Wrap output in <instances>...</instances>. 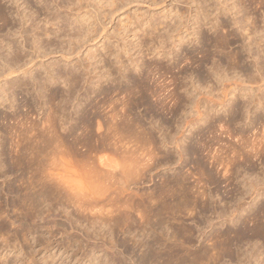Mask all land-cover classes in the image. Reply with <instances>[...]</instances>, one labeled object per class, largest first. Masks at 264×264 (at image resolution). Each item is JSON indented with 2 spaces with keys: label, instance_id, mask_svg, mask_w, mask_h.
<instances>
[{
  "label": "rangeland",
  "instance_id": "rangeland-1",
  "mask_svg": "<svg viewBox=\"0 0 264 264\" xmlns=\"http://www.w3.org/2000/svg\"><path fill=\"white\" fill-rule=\"evenodd\" d=\"M26 0H21L20 2H19V5H21V7H20V12L21 13H23V14H25V15H27V16H30V18L33 16V18H31V19H33L34 21H36V23H38V22H40V21H42L43 22V20H44V16L46 17V15L48 14V13H50V14H53L54 13V11H56L57 13L56 14H58V16H59V18H60V20H63L64 18L66 19V18H69V16H68V11L69 10H67V11H65L64 9H62V10H58L57 9V5H59L58 3H60V5H64L63 7H66V2H67V0H66V2H65V0H54V2H52V0H41V2H40V0H27V3L30 5V7H32V12L30 11V10H27L26 9V6L23 4L24 2H25ZM198 1V0H197ZM200 1V0H199ZM202 1L203 2H208L207 3V5H209V6H214L216 3H217V0H201L200 2H197V3H202ZM245 1H247V5L245 4L244 6L248 9H246V13L250 16L249 18H251V20H254L255 19V23H253V24H250L249 25V27H248V29L250 30V31H253V32H256V36H255V38L253 39V46L251 47V52H250V50H249V48L247 47V44H248V39H245L246 37H244L245 35H239L237 38H236V40L235 41H233L232 42V44H233V46L232 47H230V48H225L224 50L223 49H221V48H217V47H214V43H215V39L216 38H218V37H223V36H225V34L227 33V31H234L236 28L235 27H233L232 25H233V16H231V15H229V14H224L223 12V15H222V13H219V11L217 12V10H215V11H213V12H211V10L210 11H208L211 15H210V22H213L214 21V23L216 22L214 19L216 18L215 16L217 15V19H218V21L219 22H222V23H227L228 25H230L229 26V28H227V29H225V30H222V29H218L217 31H216V33H214L215 31L214 30H210V27H211V25H209L208 24V26L207 25H204V22L203 23H201V25H203V26H201L200 28H196L197 27V25L195 26V24L194 23H196V18H195V15L197 14V8H196V4H189V2H190V0H158L157 1V3H153V1H148V0H146V1H136V2H134V3H131V4H128V3H126V4H128V5H126L125 4V6L119 11V12H117L114 16H113V18L112 19H109V17H108V8H102V9H100V10H98V12H99V18L96 20L97 21V25H96V28H98V33H99V36H94L95 38H93V41H91L90 43H88L87 45H85V47L82 49V51H81V55H80V57H81V64L82 65H84L83 67H88V69L90 70V75L89 76H86L85 77V75L84 74H82V75H84L83 76V78H81V83H79L78 84V86H77V89H76V92H77V90H79L77 93V95H76V97L75 96H73V99L72 100H70V104H67V103H65V101H64V103L65 104H67L66 106H65V108L66 109H68L67 110V114H68V118H66V119H71L70 121H72V118H73V121L72 122H70V121H68V120H66V121H64L65 123H63L62 125H63V127H62V125H61V127L62 128H65V127H67V128H65L63 131H62V128H61V131H62V138L65 140V136H69L71 133V135L68 137V138H66V140H67V142L69 143V141H72V139L74 140V139H78L79 141H77V139L76 140H74V141H72L71 143L72 144H70L71 146L69 147L70 148V150H69V148H67V143H66V140H65V142H64V140H63V145H66V149H64V148H62V149H64L65 150V152H64V150H62V149H60V150H57L56 151V149H53V148H51V150H53L54 151V153H53V151H50V148H48V149H46V154L44 155H42V156H44L43 158H45V156H48L47 155V153H53L54 154V156L55 155H57V153H58V159L57 160H59L60 158H61V160H62V157H61V153L59 154V151H63L65 154H66V150H67V152H69V153H67V155H68V157H67V155H63V157L64 156H66V157H64L63 158V160H64V162L65 163H63L62 161V163H61V165H60V167H62V168H64L63 167V165L62 164H70V162H68V161H72L71 162V165L73 166V164L75 163V164H79V162H81V164L83 165L84 163L83 162H85V164L87 163L86 162V158L88 157V158H92V155L93 156H95L94 154H93V152L94 153H98V157H99V155L101 156V158H99V160H102L103 162L105 161L104 160V157L105 158H110L109 159V161H111V163L113 164V166H108L109 164H111L109 161H107V159H106V162L108 163L109 162V164L107 165L108 167H113L112 169H110L109 170V168L106 170V167H105V169H103L104 167H99L98 168V171L99 172H97V173H95L97 170L95 169V168H93V167H98L99 166V162H101L102 163V161H99L98 162V157L97 156H95V161L93 160L94 158H92V159H90L89 161L90 162H92V161H94V165H90L91 166V168H93V169H95L96 171L94 172L95 174H96V176L98 175V177H96V179H98L97 181H99V182H97L96 183V181H94L95 183H93V180H91V178L93 177V178H95V176H93V175H91V170H93V169H90V171H89V168H90V166L88 167V169H87V167L85 166V164H84V166L86 167V170H88V171H86V174L88 175V173L90 174V176H91V178H90V176L88 175H86L85 173H84V170H85V167L84 166H80V164H79V166H76L75 164H74V166H76L77 167V169L78 170H80V168L81 167H83V168H81V169H83V172H81V170H80V172H81V174H82V177H80L81 175L80 174H78V173H80V172H78V173H75V174H77V175H80L79 177L80 178H82L83 180L82 181H79L80 183L82 182V184H79L80 186H81V188H79L81 191H79V189H78V191H74V193H72V196H71V198H68V197H70V195L71 194H69V193H71V191H69V190H71L72 189V191H73V189L74 188H67L68 189V191H69V193H67V192H61L62 194H59L60 192H58V191H62V189H61V186H60V184H61V182L59 183V185L58 184H56V183H54V181L56 180V179H58L57 177L55 178V176H51L48 172H47V168H49L50 166L51 167H54V164L57 162H55L54 163V160H56V159H54L53 160V158L52 157H54L52 154H51V159L53 160H51L49 157H50V155L48 156V157H46V158H49L53 163H50V164H53V166L52 165H50L48 162L50 161V160H45L44 162L45 163H42V165L41 164H39V167H38V163H33L34 164V167L37 169H35L36 171H39L38 169H41L40 167H45V166H47L48 164V166L45 168V172L43 171V173H48V175H50L51 176V178L53 179L52 181H53V184H56V185H58V186H56V185H51L52 184V182L50 183L49 181H48V178L50 179V177H46V178H44L43 176H45V174L43 175L42 173H40L41 175H42V177L44 178V180L41 178V180H39L40 178V176L41 175H39V173H38V175H37V172L35 173L34 172V170H33V165L31 164V166L33 167H30V165L28 166V167H30V168H28V169H30L31 170V168H32V170H31V172L30 173H32V174H29L28 172H29V170L27 169V173L30 175V176H27L28 174L26 173V172H24V173H26V176H24L25 174L21 171V170H19L20 168L17 166V163L16 162H18L16 159H17V156L16 155H18V154H20L19 152H24L25 151V154L27 153L26 152V150L28 151V153L26 154V155H29V152H30V154H31V156L29 157V156H27L28 157V159L30 158V159H32L34 156L32 155V153L33 152H36L35 151V149L33 148V145H32V143L31 142H28V145H27V140L29 141V139L28 138H30V136L31 135H35L34 133H31V135L29 134V133H27V131H25V128H27L26 126H31V124L32 123H34V124H39L40 122H42V123H44V121H45V118L49 115V105H42V103H44V101H48V97H49V95L47 96V94L48 93H46V96H47V98L45 99H42V101L41 100H35L36 98V95L31 91V93L33 94H28L27 92V94L24 92V91H22V90H19V89H13V94H14V99H12L11 100V96H10V100L12 101V103H14L15 102V104H12L13 106H14V108L13 109H11V107H12V105H11V102H7V103H4V104H8L9 103V105H10V107H9V105H8V107H6L7 105H5V107H4V104L3 105H1L0 106V165H2L1 167H2V169H0V170H2V171H0V214H2L0 217H2L3 219H4V221H3V219L2 218H0V225H1V227H0V231H5V232H2L1 234H0V264H28V262L27 261H29V264H103L104 262H107V264H110V261H115V263H116V261H118V260H120L121 262H123V264H132L133 262V264H146L147 263V261H148V258H149V263H147V264H151V261H154L155 260V257H157L156 256V254H157V252H155V250H156V247L157 246H155V250H154V252H147L148 251V249L147 248H151L152 249V251H153V248H154V246L152 245L155 241L154 240H156V239H158L159 240V242H160V240H162L160 243L157 241V242H155L154 244H156V243H159V244H157L158 245V250L160 251L161 250V247H163L164 245L166 246H170V244L171 243H173V244H171V246L172 245H174V247H177L176 245L178 244V246H180V245H184L183 247L182 246H180L178 249L180 250V252H181V249L183 250L184 249V247L186 246V247H188V245L189 246H192L193 247V249H196V250H198V248L199 249H202V248H205L206 247V245H208L207 247H209V246H211L210 245V240H212L211 239V237L214 235V232L215 231H217V230H220L221 232H224V233H227V232H231L232 231V235H231V237L232 236H234V247H233V250H235L236 251V253L234 252V253H227L228 255L227 256H225L226 255V253L224 254V259L220 262V264H237L236 262H237V257L239 258V259H242V260H244L245 258L242 256L243 254H245L246 252H248L249 250L248 249H250L251 248V246H250V244L248 245L247 243H249V239L248 238H246L247 236L246 235H243V233L244 232H242V229L244 230V227L242 228V226H240V225H242V223H239L236 227H234V225H233V223L231 222V221H226V219H224L223 221H222V218L225 216L226 218H228L229 216H230V214L229 213H233L234 211L233 210H235V208L237 207V206H239L240 205V207H241V209H245V211L244 212H240L239 213V217H240V215H242V213H243V217L241 216V219H244V218H246L247 216H249V215H247V214H249V211L250 210H253V209H258V208H260L261 206H264V182H262V181H264V160L261 162H255L254 161V164H253V166L252 167H246V166H240V167H236L237 165H240V163H242V159L240 160V161H238V159L239 158H237L236 159V162L237 163H235V164H237L235 167L237 168H234L233 169V171L231 172V173H235V174H233L234 176H233V178H234V180H233V185H229V183L231 182H227V181H224V178H223V176L222 175H224V174H222V167L221 168H219V167H217L218 165H216V163H214L213 164V160H212V158H211V156H210V158H209V155L211 154V155H213L214 153H216V154H214V155H216V156H219V157H221L220 156V154H223V156L221 157L222 158V161H228V162H230V160H231V157L229 158V154L231 153V152H236V150H238L237 152H239V150H240V153L241 152H243V151H247L246 149H243L244 147L246 148V146H244L243 148L242 147H240V146H243L242 145V142H236L238 139H235L234 137L235 136H239V134H245V135H247L248 136V138H250L251 137V135H253V133L252 132H256V130L257 131H259L260 133H261V130H262V124H260L261 122H263L264 121V119H262V118H264V110H262L261 108H260V106H258V107H256V106H254V105H251L250 107H249V115H247L248 114V112L246 111V109H244V103L247 101L246 100V98H244V99H242V98H239L238 99V101H237V104H238V107H237V109H236V111L234 112L235 114H233L232 115V118H233V120H234V123H232V125H228L227 123H225V122H227V121H229L230 120V117H228V112H227V110H228V108L229 107H226V109H224V108H222V107H220L219 106V104H220V102L222 101L223 102V100H226L225 99V93H226V90L227 89H234L235 88V86L237 85V86H243L244 88H245V92L246 93H248V94H250V95H252L253 96V98H252V100H256V98L257 97H259V96H262V94H264V83L262 82V81H260L259 82V79L258 78H260V75L258 74V72L256 71V68H255V61L253 60L254 58H253V56L255 57V54H256V56H257V53H258V50H257V48H259V52H261L260 53V57H261V59L258 61L259 63H258V66H259V64H260V73L263 75L264 73V1H261V0H252L253 2L255 1L256 2V4H257V2H258V4L256 5H252L251 7H250V5L248 4L249 2L248 1H250V0H245ZM39 2V3H38ZM43 2H44V4L46 5H49V7H50V11H45V6H43L44 4H43ZM48 2V3H47ZM62 2V3H61ZM229 2H230V4H229ZM228 2V6H230V8H231V4H233L231 1H229ZM233 2L234 3H236V0L234 1L233 0ZM260 2V3H259ZM246 3V2H245ZM24 6H23V5ZM54 4V5H53ZM238 4V3H237ZM0 5L2 6V7H4L5 8V10L7 11V13L9 14V18L12 20V18H13V23L16 25V30H18V29H20V20L18 19L19 17H17V15H15L16 14V12H17V8H15L16 6H15V4H13L12 2H10V1H8V0H1L0 1ZM200 5V4H199ZM263 5V6H262ZM56 6V8H54ZM242 6V5H241ZM240 6V7H241ZM254 6V7H253ZM239 7V6H238ZM25 8V9H24ZM53 10H52V9ZM23 9V10H22ZM57 9V10H56ZM52 10V11H51ZM208 10V9H207ZM23 11V12H22ZM26 11V12H25ZM40 11V12H39ZM44 11H45V13H44ZM59 11V12H58ZM193 11V12H192ZM195 11H196V13H195ZM9 12H11V13H9ZM28 12H29V15H28ZM36 12V13H35ZM66 12V13H65ZM235 12V11H234ZM32 13H35V14H37L36 15V17H35V15H33ZM42 13V14H41ZM192 14V17H194L193 18V20H192V22L190 23V25L189 26H187V19L189 18V16ZM212 13H213V16H212ZM251 15H250V14ZM45 14V15H44ZM55 13L53 14V15H56ZM61 14V15H60ZM70 15H72V17H73V14H75V12H73L72 14L71 13H69ZM221 14V15H220ZM49 15V14H48ZM212 16V17H211ZM39 17H40V19H39ZM180 17V18H179ZM151 21V23H152V25H153V27L155 26L156 28V30H157V32H155L156 34H155V36H152L151 38L150 37H146V36H144L143 37V35H142V31L143 30H147L148 28V26H145V27H143L142 28V26H141V23H142V21ZM212 20V21H211ZM42 22H41V24H40V26L42 25ZM249 22H252V21H249ZM18 23V24H17ZM35 23V22H34ZM35 23V24H36ZM146 23V22H145ZM30 24V23H29ZM193 24V25H192ZM205 24H206V22H205ZM102 25V26H101ZM28 25H26V26H24L25 28L27 27ZM60 27H62L63 28V24L61 25H59ZM195 26V27H194ZM141 27V28H140ZM189 27V28H188ZM47 28L48 29H51V27L50 26H47ZM194 28V29H193ZM27 29V28H26ZM53 29V28H52ZM188 29H189V32H187L188 31ZM197 29V30H196ZM199 29H201L200 31H199ZM14 30H15V28H14ZM105 30V31H104ZM149 30V29H148ZM147 30V31H148ZM150 30H151V27H150ZM152 30H154L153 28H152ZM194 31H198V33H200V41H201V43H200V41H198V39L196 40V41H193L194 39L192 38L193 36H191V37H188V39L187 40H185V42L180 46V47H177V49H175V50H172V48L174 47V45H175V43L177 42V40L179 39V37L182 35V36H184V37H187V33H191V34H193L194 33ZM149 32V31H148ZM239 32H240V30H239ZM238 32V33H239ZM7 33V31H5V32H3V33H0V38H1V35H5ZM243 34V33H242ZM245 34V33H244ZM134 35H136L137 37H135L134 38ZM243 36V37H242ZM29 37H30V41H28V39H29ZM28 37V39H27V42H28V49H26V50H28V52H30V54H32L31 52H32V48H31V43H32V41H33V37H32V35H30ZM18 38L19 37H16V38H14L15 39V41H14V43H16L17 44V46H18V44H19V46L21 45L22 46V44L24 43V42H22V41H24V39H20L19 38V40H18ZM10 39H13L12 37L10 38ZM53 39V41H54V43H52L51 45H50V48L52 49V47L54 46H56L55 48L56 49H60V47L58 46L60 43H61V41H59L58 39V42H60L59 44H58V42H57V40L55 41V38L54 37H51V40ZM193 39V40H192ZM8 40V39H7ZM44 40L46 41L47 39H45L44 38ZM49 40H50V38H49ZM50 40V41H51ZM192 40V41H191ZM244 40L246 41V42H244ZM9 41V40H8ZM52 41V42H53ZM20 42H21V44H20ZM57 42V43H56ZM56 44H58V45H56ZM65 44V43H64ZM64 44H62V46L64 45ZM246 44V45H245ZM23 45H25V43L23 44ZM53 45V46H52ZM61 45V44H60ZM243 45L244 46H246V47H243ZM65 46H67V43L65 44ZM65 46H63V47H65ZM49 48V49H50ZM243 48H245V49H247V50H245V49H243ZM47 49V48H46ZM31 50V51H30ZM55 50V49H54ZM53 49H52V51L53 52H56V51H54ZM159 51H161V52H168V51H170V53H171V55L172 56H162V55H156V53L157 52H159ZM235 51H241V53H242V62H241V66H245L249 71H250V73H253L252 75H254L255 76V78H254V76H252L250 73V75L254 78V79H256L257 80V82L256 83H251L250 81H249V79H247V77L244 75V74H242L241 72H240V69H238V68H236V66H235V68L233 67L234 65H233V63L229 60V57H230V55L233 53V52H235ZM58 52H59V50H58ZM156 52V53H155ZM232 52V53H231ZM174 53V54H173ZM251 53V54H250ZM1 54H3V55H5L6 53H4V51H2V53ZM254 54V55H253ZM187 55V56H186ZM189 55V56H188ZM229 55V56H228ZM53 55H51V56H49V57H47V59H43L42 60V63H43V61H44V66H45V63L48 61V63H46V66H48L50 63L51 64H53V66H55V67H58V66H60V67H62L64 64H67V63H63V64H61L59 61H61V62H64V61H62L61 60V57H60V54L59 55H57V54H55L53 57H52ZM96 57V59L95 60H92V58L93 57ZM116 56H118L119 57V59H120V61L122 62V64L125 66V75H126V79L125 80H123L122 79V76L121 75H119V72H117V71H114V73H113V76L110 78L111 80H109V81H105L106 79H103V80H101V81H99V85L97 84V78H94L95 76H96V74H99L100 73V71L102 70V72L103 71H105V70H107V69H109V67L110 66H112V68H111V70L114 68L115 70L119 67V65H117L116 64ZM186 56V57H185ZM56 57V58H55ZM89 57H91V59H89L88 60V58ZM192 58L191 60L190 59H185V58ZM50 58V59H49ZM173 58V59H172ZM52 59H53V61H52ZM94 59V58H93ZM172 59V60H171ZM185 59V60H184ZM76 60V61H75ZM72 63H71V65L73 66V65H76L77 63H79V61H77V59H75ZM263 60V61H262ZM38 61H40V60H37V63H38ZM99 61V62H98ZM100 61H101V63H100ZM134 61H138V66L139 67H134L133 65H132V62H134ZM184 61H185V63H184ZM186 61H188V62H186ZM56 62H58L59 64H57V65H54V63ZM230 62V63H229ZM0 63H1V61H0ZM93 64V66L91 67L90 66V68H89V65L90 64ZM215 63V64H214ZM48 64V65H47ZM61 64V65H60ZM106 64H109V65H106ZM182 64V65H181ZM214 64V65H213ZM219 64V70H221L222 72H224V74L221 72V71H219L218 73L222 76V77H226V75H227V77L226 78H229V80L230 81H226V82H218L217 80L218 79H216L214 76H213V70H212V68L211 67H217V65ZM2 65V64H1ZM70 65V66H71ZM179 67H178V66ZM212 65V66H211ZM221 66V67H220ZM96 67V71L94 70V68ZM106 69H105V68ZM178 67V68H177ZM182 67V68H181ZM186 67V68H185ZM213 67V68H214ZM262 67V68H261ZM176 68V69H175ZM209 68H211V69H209ZM233 68V69H232ZM138 69V70H137ZM182 70V71H178V70ZM185 69V70H184ZM224 69H226V70H224ZM262 69V70H261ZM37 70H39L41 73H42V70H40V67L37 65V69H36V67H35V72L37 71ZM210 70V71H209ZM212 70V71H211ZM262 71V72H261ZM182 72V73H181ZM186 72V73H185ZM213 72V73H212ZM255 72V73H254ZM257 72V73H256ZM239 73H240V75H239ZM198 74H200V78H201V80H204L205 79V82H203V81H201L200 83L199 82H197L198 80H197V75ZM259 76H258V75ZM190 75V76H189ZM245 76V77H243V76ZM20 75H18L17 77H14V78H11L9 81H7L8 83L6 84L7 86H9L10 84H11V82H12V80H16V79H20V80H22L23 79V76H21V77H19ZM257 76V77H256ZM264 76V75H263ZM19 77V78H18ZM88 77H90V78H94L93 79V81H92V83H85L84 81H85V79H87ZM193 77V78H192ZM237 77V78H236ZM239 77V78H238ZM240 77H242V78H240ZM113 78V79H112ZM234 78V79H233ZM238 79V80H237ZM240 79V80H239ZM112 80H116L115 82L113 81L112 82ZM243 80H244V82H243ZM243 82V84H241V82ZM249 81V82H248ZM61 82V83H60ZM60 82H58L55 86H54V89H56L57 91H59V93L62 95V93L65 95V93L67 94V89H68V86L66 87V85L64 84H62V82L63 81H60ZM248 82V83H247ZM87 84H89V85H87ZM95 84V85H94ZM135 87H134V86ZM94 86V87H93ZM161 86H163L162 88H161ZM101 87V88H100ZM67 88V89H66ZM118 88V90L120 91V92H124V93H122V95H121V93L118 91V90H116L118 93H120V97H119V95H117L118 93L115 91V89H117ZM135 88H138V89H136V91H135ZM150 88V89H149ZM161 88V89H160ZM166 88V89H165ZM171 88V89H170ZM96 89V90H95ZM130 89V90H129ZM131 89H132V91L134 90L135 91V93L134 94H138L136 97H134V98H138V97H140V96H143V98H142V103L140 102L139 103V105L137 106V107H135V106H132V109H131V113L129 112V113H126V114H124V115H122L123 113H125V112H123L124 111V108H122V107H124L123 105H125V104H127V105H125V109L126 108H128L127 106H128V104H129V102L131 101V99L133 98V96H135V95H132L133 94V92H131ZM163 89V90H162ZM229 89V90H230ZM95 90V91H94ZM102 90H104V91H102ZM106 90H107V92H106ZM122 90V91H121ZM126 90H128L127 91V94H128V92L129 93H132V94H130V96L132 97L130 100H128L129 98H130V96L128 95V99L127 100H125V98H126ZM169 90H170V92L172 91V93H170L169 92ZM229 90H227V91H229ZM12 91V90H11ZM66 91V92H65ZM111 92V94L109 93V92ZM162 92V94H161V92ZM167 91V92H166ZM236 91H237V93H236ZM235 91V93H233V95H230L229 96V98L228 99H232V96L234 97V94L235 95H237L238 94V90H236ZM22 92H24V93H22ZM114 92H116V96H118V97H113L112 95H115V93ZM154 92V93H153ZM157 92V93H156ZM165 92V93H164ZM168 92L172 95V100H174V101H172L171 99H169L168 101H167V94H168ZM12 93V92H11ZM113 93V94H112ZM141 93V94H140ZM160 93V96H158V94ZM76 93H74V95H75ZM108 94V95H107ZM110 94V95H109ZM163 94L165 95L164 97H162L163 96ZM169 94V95H170ZM176 94H178V95H176ZM27 95V96H26ZM102 97H101V96ZM123 95H125V98L123 97V100H122V96ZM162 95V96H161ZM168 95V96H169ZM171 95H170V98H171ZM173 95H175L176 96V98H180V99H182L183 101H181V104L182 103H184V104H180L178 101H177V99L175 98V96L173 97ZM224 95V96H223ZM31 96H33V97H31ZM109 96H111L110 98L112 99V101H114V102H116V103H112L111 102V104L112 105H114V106H112L110 103H105V102H107L106 100H108V99H110L109 98ZM153 96V97H152ZM158 96V97H157ZM29 97V98H28ZM66 97V96H65ZM101 97V98H100ZM159 97H161L162 99H161V101L163 102H161L160 101V98ZM166 97V98H165ZM231 97V98H230ZM24 98V99H23ZM74 98H76L77 99V101L74 99ZM113 98H114V100H113ZM163 98H165V99H163ZM169 98V97H168ZM174 98V99H173ZM188 98H191L189 101H190V103L193 105L194 103H197L196 104V106L194 107V106H190L189 107V105H191L190 103H188L187 102V100H188ZM192 98L195 100H193L194 101V103H192ZM26 99V100H25ZM61 98H59L55 103H59V100H60ZM65 99V98H64ZM97 99V100H96ZM101 99H103V100H101ZM105 99V100H104ZM111 99L110 100H108V102H110L111 101ZM120 99V100H119ZM159 99V100H158ZM30 100V101H29ZM35 100V101H34ZM44 100V101H43ZM65 100H68L67 98L65 99ZM74 100V101H73ZM99 100L102 102H100L101 103V105L103 104L104 106H101L100 105V103H98L99 102ZM117 100L120 102V101H122V104L123 105H121V103L119 104L118 102H117ZM164 100H166L167 102H165ZM171 100V101H170ZM37 101V102H36ZM40 101V102H39ZM103 101H104V103H103ZM126 101H127V103H126ZM160 101V102H159ZM177 102V104H176V102ZM186 101V102H185ZM42 102V103H41ZM45 102V103H46ZM72 102V103H71ZM74 102V103H73ZM125 102V103H124ZM175 102V103H174ZM219 102V103H218ZM23 103V104H22ZM27 103H30V104H33L34 103V106L33 107H36V108H33L32 107V109H27L26 108V104ZM40 103V104H39ZM68 103H69V100H68ZM76 103H77V105L80 103V105H82V108H85V107H87V106H89V103L91 104V105H93V104H95L96 105V103H98L99 105H96L97 107L96 108H99L98 106H100V108H99V110H98V112H102L103 110H104V113L105 112H108V110L109 111H111V113H112V110H114L116 113L114 114V111H113V113L112 114H114V116H116L117 114H118V122L120 123V122H122V121H119L120 120V118H121V120H123V122H125V123H127V124H129V122L130 121H128V119L129 120H131V117L133 118V120L135 121L133 124L134 125H136L137 124V127H134V128H131V129H127L126 131H123L124 133L122 134H120L119 132L117 133V132H112V133H114L113 135H112V133L111 132H108V136H111V137H105V138H108V139H105L106 140V142L107 141H109L110 139H112V140H114V138H116V137H114V135H115V133H116V135L117 136H120V135H122V136H120V138L121 139H123L124 141H121V139H120V141H121V143H122V145L126 142V140H128V141H130V142H126V144L127 143H131L132 145L133 144H135V145H131V144H127L126 145V147H125V144L123 145V146H121V147H123L125 150H127V152L128 153H130L129 151H130V148L131 147H134L133 149L134 150H136V151H134L133 149V151L131 152V153H133L132 155H129L128 156V158L130 157V156H132L131 157V159L129 158H127V159H123V158H126L127 156H126V151H124L121 147H120V144H119V140L116 138L115 140L117 141H109V143L107 142V144H106V142H104L103 140V138L102 137H104V136H106L105 134L106 133H104V136H99V135H97V133L94 131V133H96L95 135H92V134H90L89 136H88V133H86L85 134V132H83V130H82V126H80L79 127V125H76V123H75V121L74 120H76L78 117L74 114V107L73 106H77L76 105ZM118 103V104H117ZM131 103V102H130ZM169 103V104H168ZM173 103V104H172ZM187 103V104H186ZM159 104H162V105H159ZM167 104V105H166ZM178 104H180V106L178 105ZM15 105H16V107H15ZM94 105V106H95ZM105 105H106V108H107V110H105V109H101V108H103V107H105ZM108 105H109V108L110 109H108ZM116 105V106H115ZM169 105V106H168ZM175 106V105H178V106H175V107H177V108H173V106ZM43 106V107H42ZM63 106V105H62ZM122 108V110L123 111H120L121 110V108ZM161 106V107H160ZM172 107V108H169L168 109V107ZM183 106V107H182ZM216 106V107H215ZM218 106H219V108H218ZM246 106V105H245ZM114 107V108H113ZM115 107H119L118 109L117 108H115ZM163 107H165V108H163ZM191 107H194L195 109H198V110H195L194 109V111L192 110L193 108H191ZM210 107H212V108H210ZM215 107V108H214ZM16 108V109H15ZM113 108V109H112ZM163 108V109H162ZM189 108H190V111L191 112H189ZM200 108H201V110H200ZM214 108V109H213ZM15 109V110H14ZM37 109V110H36ZM40 109H42V111L40 110ZM175 109V110H174ZM207 111H206V110ZM217 110L216 112L215 111H211V110ZM221 109H223V110H221ZM32 110V111H31ZM120 111L121 112V114H120V112L119 113H117V111ZM168 110V111H167ZM173 110H174V113H172L173 112ZM31 111V112H30ZM69 111V112H68ZM169 111H170V113H169ZM197 111H201L200 113H201V115L203 116V118L207 115V117H205L206 119H202L201 118V121L200 122H198V120H199V118H200V116L198 115V114H196V112ZM210 111V112H209ZM165 112H167V113H165ZM19 113V114H18ZM30 113V114H29ZM34 113V114H33ZM43 113H45V115L43 114ZM188 113H192L193 114V116H192V118L190 117L191 116V114L189 115ZM195 113V114H194ZM210 113V114H209ZM120 114V115H119ZM132 116H131V115ZM170 114V115H169ZM173 114V115H172ZM108 115L110 116V117H112L113 115H110L109 113L106 115L107 117H108ZM125 115L127 116V120H125ZM129 115V116H128ZM194 115H195V117H194ZM199 116V118H197L198 116ZM209 115V116H208ZM21 116V117H20ZM113 116V117H114ZM197 116V117H196ZM201 116V117H202ZM33 117V118H32ZM43 117H44V121H41V120H43ZM70 117V118H69ZM80 117V116H79ZM110 117H108V118H110ZM120 117V118H119ZM3 118H5V119H7L8 121H3L4 119ZM24 118V119H23ZM124 118V119H123ZM186 118V119H185ZM190 118H191V120H190ZM197 118V119H196ZM208 118V119H207ZM210 118V119H209ZM23 119V120H22ZM117 119L115 120V121H111V120H108V122L109 121H111V122H113V124H114V122L115 123H117ZM221 119V120H220ZM2 120V121H1ZM18 120V121H17ZM21 120L24 122L23 123V126L21 125ZM194 120H196V122H198L197 123V126H196V122L193 124V122L192 121H194ZM203 120V121H202ZM204 120L206 121V123H201V122H204ZM221 122H220V121ZM225 120V121H224ZM245 120V121H244ZM27 121H29V122H27ZM36 121V122H35ZM99 121V120H98ZM127 121V122H126ZM132 121V120H131ZM191 121V122H190ZM19 122H20V124H19ZM31 122V123H30ZM62 122H63V120H62ZM61 122V123H62ZM66 122H69V123H66ZM95 123L93 124V125H95L96 124V126H97V123H96V121H94ZM99 122H102V120L100 119V121ZM133 122V121H132ZM188 122V123H187ZM220 122V123H219ZM5 125H4V124ZM16 123H18L19 124V126H18V124H16ZM29 123V124H28ZM60 123V124H61ZM110 123V122H109ZM201 123V124H200ZM225 123V124H224ZM7 124V125H6ZM11 124V125H10ZM66 124V125H65ZM74 124L76 125V129H75V132H77V133H75V135H76V138H73V137H75L74 136V134H73V132L74 131H69V129L72 127V126H74ZM130 124L131 125H133L131 122H130ZM129 124V125H130ZM140 124H141V126H140ZM179 124V125H178ZM189 124H193V126H189ZM222 125V128H221V126H218V125ZM225 126H224V125ZM226 124H227V126H226ZM13 125H15V126H13ZM16 125H17V127H19V128H16ZM26 125V126H25ZM33 125V124H32ZM64 125H65V127H64ZM71 127H70V126ZM112 125V123H110V126ZM139 125V126H138ZM195 125V126H194ZM11 126L13 127L12 128V130H11ZM183 126V127H182ZM228 126H230V127H228ZM10 127V128H9ZM143 127H145V129L143 128ZM188 127H189V129H188ZM225 127H227V129L225 128ZM17 129L16 131L17 132H19V134H17L16 135V133L17 132H15V134L13 133V129ZM24 128V129H23ZM95 128H97V127H94V130H96ZM138 128V129H137ZM141 128H143V129H141ZM160 128H161V130H160ZM163 128V129H162ZM165 128V129H164ZM177 128V129H176ZM184 128V129H183ZM212 128V129H211ZM219 128H221L222 129V131L221 130H219ZM231 128V129H230ZM254 128V129H253ZM14 129V130H15ZM23 129V130H22ZM79 129V130H78ZM147 129V130H146ZM224 129H225V131H224ZM8 130V131H7ZM10 130H11V134H8V132H10ZM27 130V129H26ZM28 130H29V128H28ZM78 130V131H77ZM129 130V131H128ZM138 130V131H137ZM180 130V131H179ZM183 130V131H182ZM190 130V131H189ZM212 130H214V131H212ZM226 130H228V133L230 132V134L232 133L233 135H227L226 136V134H227V131ZM231 130V131H230ZM27 133V134H25V132ZM60 131V132H61ZM64 131H68V132H66V133H64ZM133 131H135V132H133ZM141 131H142V133H141ZM150 133H149V132ZM186 131H187V133H186ZM221 131V132H220ZM232 131H234V132H232ZM20 132H21V134H22V137L20 138L19 136H21L20 135ZM71 132V133H70ZM121 132V131H120ZM129 134L130 133V135H127V133ZM137 132V133H136ZM141 134H140V133ZM162 132V133H161ZM70 133V134H69ZM109 133H111L110 135H109ZM126 133V134H125ZM149 135H148V134ZM259 133V134H260ZM13 134V135H12ZM30 136H29V135ZM83 135L84 134V137H80V135ZM120 134V135H119ZM133 134H136L135 136L133 135ZM147 134V135H146ZM168 134V135H167ZM177 134V135H176ZM185 134V136H183ZM19 135V136H18ZM25 135H27L26 137H25ZM78 135H79V137L80 138H78ZM81 135V136H82ZM124 135V136H123ZM125 135H126V137H125ZM141 135V136H140ZM165 136V138H167V136H168V138H167V141H166V139L164 138V136ZM170 135V136H169ZM250 135V136H249ZM10 136V137H9ZM15 136H18L20 139L18 140V138L17 137H15ZM29 136V137H28ZM46 137H47V133H46V135H45ZM50 136V133H49V135H48V137ZM91 136V137H90ZM92 136H94V137H92ZM96 136H98L97 138H95ZM127 136H128V138H127ZM131 136V138L133 137V139H131V138H129ZM140 136V137H139ZM150 136V137H149ZM155 136V137H154ZM176 136V137H175ZM233 136V137H232ZM247 136H245V138H247ZM25 137V138H24ZM28 137V138H27ZM88 137H90V138H92V140H90V138H88ZM112 137H114V138H112ZM124 137V138H123ZM161 137H163L164 138V140L168 143L169 141H170V145H169V143H168V145H167V143H166V145L168 146H166V147H163L164 146V144L165 143H163V142H165V141H163L162 139L163 138H161ZM171 137V138H170ZM184 137H185V140H184ZM204 140H202L201 138ZM233 139H232V138ZM14 138H16L15 140H14V142L15 143H12V141H13V139ZM85 138H87L86 140H85V142H83L84 140L83 139ZM98 138H102V140H100V141H98L97 143H96V141L98 140ZM126 138V139H125ZM137 138V139H136ZM139 138V139H138ZM142 138V139H141ZM146 138V139H145ZM152 138H153V140H152ZM174 139V138H176V140H178L179 141V146H177L176 144H174V142L172 141V143H171V139ZM198 138V139H197ZM216 138V139H215ZM223 138V139H222ZM247 138V139H248ZM24 139V140H23ZM40 139V140H39ZM39 139H36L37 140V142H40V141H42L43 139H45V138H40L39 137ZM89 139V140H88ZM96 139V140H95ZM136 139V140H135ZM143 139L145 140V143H144V141H143ZM169 139V140H168ZM201 139V140H200ZM215 139V140H214ZM236 141H235V140ZM81 140V141H80ZM137 140L139 141V142H137ZM175 140V139H174ZM197 140V141H196ZM19 142L21 145V148H20V146L18 147L17 145H19V144H17V142ZM44 141V140H43ZM76 141V142H75ZM87 141H90V142H88L89 143V146H87ZM95 141V144H99V142H101V141H103V142H101L100 143V145L102 144V143H104L103 145H109L111 142L113 143V145H109V148H106V146H104V148H105V151H104V148H103V146L102 147H100L99 145H95L93 142ZM131 141H133V143L131 142ZM143 141V142H142ZM148 141H149V144H148ZM205 141L207 142V146L205 145L206 143H205ZM219 141V142H218ZM75 142V144H73ZM77 142H83V143H86V144H84L82 147H81V144H80V146H76V145H79V143H77ZM92 142V143H91ZM141 142V143H140ZM198 142H199V144H200V146L198 145ZM200 142H203L204 143V145L207 147V149H206V147L203 145V144H201ZM32 145V148H30L29 146H31L30 144ZM119 145H118V144ZM138 143V144H137ZM161 143H163V145L161 144ZM220 143V144H219ZM237 143H241L240 145L239 144H237ZM17 144V145H16ZM90 144H92V145H90ZM115 144V145H114ZM145 144V145H144ZM152 144V145H151ZM161 144V145H160ZM72 145H73V147H75V148H71L72 147ZM117 145V147L119 148V150L121 151V149H122V151L124 152V155H125V157H123V158H121L120 156V154H118L120 151L118 150V148L117 147H115V150L116 151H118V153L116 152V151H113L114 149H111V147L112 146H116ZM129 145H131V146H129ZM138 146V147H140L141 145H143V146H141L140 148H142V150L140 149V148H138L139 150H137L136 148H135V146ZM174 145V146H173ZM201 145H203V149H205L204 151L205 152H203L202 151V146ZM227 145V146H226ZM238 145V146H237ZM264 145V144H263ZM13 146H15L14 148H12ZM17 146V147H16ZM26 146L28 147V149L26 148ZM69 146V145H68ZM84 146H86V147H84ZM96 146H99L100 147V149H99V147H97V148H95ZM128 146L130 147V148H128ZM136 146V147H137ZM149 146H150V148H149ZM176 146L178 147V149H179V152L181 151V154H183L185 157H182L183 155H180V153L178 154V149H176ZM181 146V147H180ZM223 146V147H222ZM63 147V146H62ZM65 147V146H64ZM148 149H147V148ZM200 147V148H199ZM209 147V148H208ZM215 147V148H214ZM16 148V149H15ZM18 148H20V149H18ZM24 149V150H21V149ZM34 149L33 150V152L32 151H30V149ZM84 148V149H83ZM113 148V147H112ZM117 148V149H116ZM121 148V149H120ZM128 148V149H127ZM242 149V151H241V149ZM17 149H18V151H17ZM73 149V150H72ZM97 149H99V150H97ZM102 149V150H101ZM107 149V150H106ZM187 149V150H186ZM195 149H196V151H195ZM222 149V150H221ZM225 149H227V150H225ZM48 150V151H47ZM69 150V151H68ZM140 150H141V152H140ZM144 150V151H143ZM201 150V151H200ZM218 151V152H215V151ZM221 150V151H220ZM225 150V151H224ZM233 150V151H232ZM15 151H17V152H15ZM50 151V152H49ZM55 151L57 152L56 154H55ZM71 151V152H70ZM75 153L76 152V154H74L73 152ZM86 151H88V152H86ZM122 151H121V153H122ZM138 151V152H137ZM143 151V152H142ZM146 151H147V153H151V151H153L152 152V155L153 156H156V157H154V158H152L150 155V153L148 154L149 156L148 157H146V155H147V153H146ZM149 151V152H148ZM187 151V152H186ZM190 151V152H189ZM193 153H192V152ZM194 151L195 152H197L196 154H198V155H196V154H194ZM210 151H212V152H210ZM214 151V152H213ZM222 151H224V152H222ZM32 152V153H31ZM44 152V153H45ZM88 153V154H90V156H88L86 153ZM90 152V153H89ZM189 152V154H187ZM201 152V153H200ZM202 152H203V154H202ZM207 152H209V154H207ZM220 152V153H219ZM229 154H228V153ZM11 153V154H10ZM14 155H13V154ZM70 153H72V154H74L73 155V157L71 156L70 157ZM86 154V157L84 158V156H85V154ZM92 153V154H91ZM169 153V154H168ZM218 153V154H217ZM225 153H226V155L227 156H224L225 155ZM63 154V153H62ZM137 154H139V155H137ZM146 154V155H145ZM155 154V155H154ZM158 154V155H157ZM194 154V155H193ZM60 155V156H59ZM78 157H76V156ZM104 155V156H103ZM106 155V156H105ZM118 155V156H117ZM120 155V156H119ZM123 155V154H122ZM128 155V154H127ZM143 155H145V156H143ZM168 155V156H167ZM181 157H180V156ZM188 155V156H187ZM233 154H231V156H232ZM9 156V157H8ZM14 156V157H13ZM33 156V157H32ZM79 156H81V157H79ZM108 156V157H107ZM135 156H137V157H135ZM139 156V157H138ZM142 156V157H141ZM167 156V157H166ZM180 158H179V157ZM206 156V157H205ZM208 156V157H207ZM36 157V156H35ZM34 157V158H35ZM57 157H55V158H57ZM60 157V158H59ZM120 157V158H119ZM226 157H228L229 158V160H228V158H226ZM16 158V159H15ZM68 158L70 159V160H68ZM83 159L84 158V160L85 161H83V160H81V159ZM117 158V159H116ZM134 158V159H133ZM148 158H152L151 159V161H149V160H147ZM165 158H167V159H165ZM179 158V159H178ZM225 158V159H224ZM16 161H15V160ZM28 159H27V162H28ZM76 159V161L74 162V160ZM112 159V160H111ZM121 159H123V161L121 160ZM136 160V161H138L137 163H134V161H132L131 162V160ZM139 159H140V161H139ZM142 159V160H141ZM147 160V162H146V160ZM178 159V160H177ZM183 159V160H182ZM185 159V160H184ZM210 159V160H209ZM235 159V158H234ZM15 161V163L13 162V161ZM92 160V161H91ZM115 161V162H112V161ZM125 160V161H124ZM144 160H145V162H144ZM182 160V161H181ZM212 160V161H211ZM233 160V159H232ZM231 160V161H232ZM31 161V160H30ZM48 161V162H47ZM88 161V163L90 164V162ZM96 161L98 162V164L96 163ZM122 161V162H121ZM127 161H129V162H127ZM135 161V162H136ZM149 161V162H148ZM153 161V164H151V162ZM168 161V162H167ZM180 161V162H179ZM184 161V162H183ZM208 161H209V163H208ZM212 163H211V162ZM32 162V161H31ZM58 162H60V161H58ZM74 162V163H73ZM120 162V163H119ZM125 162V163H124ZM234 162V161H233ZM240 162V163H239ZM46 163H48V164H46ZM87 163V164H88ZM139 163V164H138ZM147 163L150 165V166H148L147 165ZM196 163V164H195ZM211 163V164H210ZM35 164H37V165H35ZM43 164H45V166L43 165ZM58 164V163H57ZM88 164V165H89ZM114 164H116V165H118L117 167H114ZM120 164H123L124 166H125V169H124V166L123 165H121L120 166ZM129 164H133L132 166H130ZM137 165V167H135L136 165ZM142 164V165H141ZM203 164V165H202ZM87 165V166H88ZM103 166L105 165V164H102ZM213 165V166H212ZM217 167V168H214L215 166ZM8 166V167H7ZM13 166V167H12ZM65 166H67L68 168V170L67 171H65L66 170V167H65V170H63V171H65V174L67 173V172H69V173H71V175L74 173V172H77L78 170H76V171H74V172H71V171H73V170H71V168L68 166V165H65ZM73 166V167H74ZM128 166H130V167H128ZM140 166V167H139ZM5 167V168H4ZM38 167V168H37ZM50 167V168H51ZM72 167V168H73ZM118 167H120L121 168V170H120V168L119 169H116V168H118ZM144 167V168H143ZM201 167V168H200ZM202 167H203V169H202ZM9 168H13V169H9ZM75 168V167H74ZM131 170H130V169ZM141 168V169H140ZM241 168V169H240ZM251 168V169H250ZM255 168V169H254ZM16 169V170H15ZM44 169V168H43ZM42 169V170H43ZM76 169V168H75ZM99 169H103L104 171L106 170V171H108L107 173L109 174H105V173H102V172H104L103 170H99ZM115 169V170H114ZM123 169V170H122ZM130 170V173L128 172L129 170ZM144 169H145V172H144ZM215 169H217L218 171H216ZM224 169V168H223ZM236 169V170H235ZM254 169V170H253ZM7 172H6V171ZM41 170V171H42ZM113 170V171H112ZM116 170H117V172H119V173H117L116 172ZM125 170V173H127V174H124V176L125 175H127L126 177H124L123 176V174L121 173L122 171H124ZM220 170H221V173H219V175H220V177H219V175H217L218 174V172H220ZM62 171V172H63ZM100 171H102V172H100ZM105 171V172H106ZM115 171V172H114ZM138 172V173H135V172ZM141 171V172H140ZM200 171V172H199ZM217 173H216V172ZM235 171V172H234ZM6 172V174H4ZM88 172V173H87ZM196 172V173H195ZM203 172V173H202ZM213 172V174H211ZM15 173V174H14ZM21 173H23V175L21 174ZM35 173V174H34ZM68 173V174H69ZM93 173V172H92ZM116 174V175H114V174ZM132 173V174H131ZM143 173V174H142ZM146 173V174H145ZM208 173V174H207ZM249 173V174H248ZM2 174H4V175H2ZM10 174V175H9ZM34 174V175H33ZM55 174V173H54ZM62 174H64V173H62ZM94 174V175H95ZM120 174V175H119ZM135 174H138L137 176L135 175ZM145 174V175H144ZM222 174V175H221ZM6 175H7V177H6ZM10 177H9V176ZM38 177H36V176ZM48 175H46V176H48ZM67 175V174H66ZM66 175H64V177H68V176H66ZM105 175H107V176H105ZM141 175V176H140ZM185 177H184V176ZM193 175V176H192ZM206 175V176H205ZM208 175V176H207ZM4 176V177H3ZM13 176V177H12ZM20 176H23L24 178H20ZM63 176V175H62ZM132 176V177H131ZM139 176V177H138ZM196 176V177H195ZM210 176H212V177H210ZM33 177V178H32ZM61 178L62 179V181H64L63 179H65L66 180V182H67V179L66 178ZM71 177H73V180H75L76 179V176L74 177V175H72ZM84 177H85V179H84ZM107 177V178H106ZM113 179H112V178ZM128 177V178H127ZM136 177V178H135ZM143 177V178H142ZM194 177V178H193ZM243 177V178H242ZM259 177V178H258ZM10 178V179H9ZM29 178V181H30V184H28L27 183V179ZM78 178V177H77ZM206 178V179H205ZM254 178V179H253ZM255 178H257V179H255ZM260 178H262V179H260ZM22 179V180H21ZM46 179V180H45ZM71 178H68V180L70 181H68L66 184L68 185V183H72V181L73 180H70ZM79 179V178H78ZM95 179V180H96ZM104 179V180H103ZM105 179H107V180H105ZM125 179V180H124ZM129 179V180H128ZM133 179V180H132ZM167 179V180H166ZM169 179V180H168ZM198 179V180H197ZM205 179V180H204ZM219 179V180H218ZM222 179V180H221ZM253 179V180H252ZM258 179H260L261 180V182L260 181H256V180H258ZM6 180V181H5ZM18 180H20V181H18ZM25 181V185L27 186V187H25V185H24V181ZM37 180V181H36ZM38 180L39 181H41L40 183H38ZM42 180L43 181H45V183L43 182L42 183ZM91 180V181H90ZM132 180V181H131ZM134 180H136V181H134ZM172 180V181H171ZM180 180V181H179ZM186 180V181H185ZM195 180V181H194ZM218 180V181H217ZM23 181V182H22ZM28 181V182H29ZM84 181V182H83ZM104 181H106V182H104ZM120 183H119V182ZM124 181H125V184L123 185V183H124ZM129 181V182H128ZM183 181V182H182ZM215 181V182H214ZM249 181V182H248ZM11 182V183H10ZM19 182V183H18ZM24 185V186H22V185H20L21 183ZM36 182H37V184L38 185H43V187H44V189H45V191L47 192H45L46 193V195L43 197V198H45V199H47V200H45L44 201V199H42L40 196L42 195L43 196V190L44 189H42L41 188V186L39 187L38 185H36ZM57 182H58V180H57ZM63 182V183H64ZM112 182H114V183H112ZM128 182V183H127ZM141 182V183H140ZM181 182V183H180ZM196 182V183H195ZM203 184H202V183ZM221 182V183H220ZM224 182H226V183H224ZM236 184H235V183ZM254 183V185L253 184H251V183ZM17 183V184H16ZM50 183V186L53 188V189H51L49 186H48V184ZM62 183V184H63ZM65 183H64V185H65ZM73 183H74V181H73ZM72 183V184H73ZM103 185H102V184ZM108 185H107V184ZM118 183V184H117ZM132 183V184H131ZM163 183L165 184V185H163ZM169 183L171 184V186L169 185ZM178 183V184H177ZM183 183V184H182ZM201 183V184H200ZM206 185H205V184ZM232 183H230V184H232ZM242 183V184H241ZM255 183L256 184H258V187H257V185H255ZM32 184H33V187H31L30 188V186H28V185H31L32 186ZM92 184H95V185H93L92 186ZM114 184V185H113ZM167 184V185H166ZM174 184V185H173ZM195 184V185H194ZM199 184H200V186H199ZM226 184V185H225ZM47 185V186H46ZM74 185V184H73ZM79 185L77 186V184H75V186H77V187H79ZM91 185V186H90ZM169 185V186H168ZM181 185V186H180ZM192 185V186H191ZM202 185H204V186H202ZM229 185V186H228ZM250 185V186H249ZM36 187V189H35V187ZM47 188H46V187ZM60 186V187H59ZM69 187L71 186L72 187V185H68ZM67 186V187H68ZM207 186V187H206ZM252 186V187H251ZM254 186V187H253ZM18 187V188H17ZM20 187V188H19ZM22 187V188H21ZM37 187H39V190H38V188ZM58 187H59V189H58ZM96 187V188H95ZM125 187H126V189H125ZM191 187V188H190ZM262 187V188H261ZM28 188V189H27ZM35 190H34V189ZM41 188V189H40ZM49 188L51 189V190H54V192H53V194L55 195V194H57V193H55V192H58V194L60 195V197L59 198H61V200H64V202L63 201H60V199H58L57 197L59 196L58 194V196H55L54 197V195L51 193V190H49ZM62 188H64L63 190L64 191H67V189L65 190V186H63ZM90 188V189H89ZM92 188V189H91ZM100 189V190H97V189ZM115 188V189H114ZM163 188V189H162ZM182 188V189H181ZM183 188H185V189H183ZM192 189V190H190V189ZM229 188V189H228ZM244 188V189H243ZM23 189V190H22ZM25 189V190H24ZM29 189H32L31 191L33 192L32 194L33 195H31V191H30V193H29ZM111 189H113V190H111ZM124 189V190H123ZM160 189H161V191H160ZM173 189V190H172ZM175 189V190H174ZM189 189V190H188ZM195 189V190H194ZM252 189H254L253 191H252ZM261 189H263V190H261ZM43 192V193H41V191ZM49 190V191H48ZM56 190V191H55ZM74 190H77V188L75 187V189ZM117 190V191H116ZM119 190V191H118ZM159 190V191H158ZM164 190V191H163ZM200 190L202 191V193H200ZM228 190V191H227ZM257 190V192L260 194L257 198H256V191ZM36 193H35V192ZM40 191V192H39ZM182 191V192H181ZM195 191V192H194ZM225 191V192H224ZM234 191V192H233ZM41 193L40 194V196H39V193ZM78 192H82L81 193V195L80 196H76V194L78 195L79 193ZM98 192H101V193H98ZM161 192V193H160ZM163 192V193H162ZM198 192V193H197ZM203 192H205V194L207 195L206 197H205V195H203L204 193ZM233 192V193H232ZM250 192V193H249ZM17 193V194H16ZM20 193H22V194H20ZM23 193H25V195L23 194ZM52 195V197H54V198H57V199H52V200H50L51 199V196H50V194ZM66 193L67 194H69L68 195V197H67V195H66ZM76 193V194H75ZM103 193V194H102ZM175 193V194H174ZM180 194V195H177V194ZM193 193V194H192ZM209 193V194H208ZM232 193V194H231ZM253 193V194H252ZM27 194V195H26ZM74 194V195H73ZM99 196H98V195ZM196 194V195H195ZM18 195V196H17ZM24 195V196H23ZM29 195V196H28ZM31 195V196H30ZM36 195V198H34L33 196H35ZM48 195V196H47ZM61 195H64L63 197L61 196ZM82 195H86V197H85V199L87 200V196L91 199V204H89L90 203V201L89 200H87L88 201V203L83 199V197H81ZM92 195H95V196H92ZM193 197H195V198H193ZM250 195V196H249ZM28 196V197H27ZM39 196V197H38ZM49 197L50 199H49V201H50V203L49 202H47L48 201V198L47 197ZM68 198L67 200H65V199H62V198H66V197ZM103 196V197H102ZM111 196V198H109ZM127 196V197H126ZM150 196H152V197H150ZM160 196V197H159ZM190 196L192 197V198H190ZM200 196H201V198H200ZM226 196V197H225ZM26 199H25V198ZM31 197V198H30ZM81 197V198H80ZM99 197V198H98ZM101 197V198H100ZM113 197V198H112ZM123 197V198H122ZM203 197V198H202ZM249 197V198H248ZM36 200V202L34 201V199ZM40 200H43V201H40ZM72 198L73 199H75V200H78L77 201V204L80 202L81 204H82V202H84V207H85V205L87 206V204L90 206V207H93V209L91 210V208H90V211H91V213H88L89 212V206H87V207H83V205H82V207H81V205H79L80 207H78V206H76L77 208H80V210L82 209V211L83 212H86V214L88 215H86L85 213V215L87 216V220H86V216L83 214V212L82 211H80L79 212V209H76V207L74 208L73 206H72V203H74V202H72L73 200H72ZM96 198V199H95ZM116 198V199H115ZM128 198H130V199H128ZM151 198V199H150ZM155 198V201L153 200ZM168 198V199H167ZM241 198V199H240ZM257 199L256 201L254 200V199ZM17 199V200H16ZM24 199V200H23ZM33 200V201H30V200ZM110 199H113L114 200V202L112 201V200H110ZM122 199H123V201H122ZM127 201H126V200ZM148 199H149V201H148ZM161 199V200H160ZM163 199H165L164 201H163ZM202 199V200H201ZM243 199V200H242ZM26 200H29V203H28V201H26ZM38 200V201H37ZM55 200H59L60 201V203H59V201H58V203L55 201ZM71 200V201H70ZM74 200V201H75ZM97 200H99L98 202H99V204L100 205H98V203H96L97 202ZM100 200L102 201L101 203H100ZM131 202H130V201ZM146 200V202H144ZM150 200L152 201V203L150 202ZM168 200V202H166ZM179 200V201H178ZM182 200V201H181ZM184 200V201H183ZM231 200V201H230ZM237 200H238V202H237ZM14 201V202H13ZM117 201V202H116ZM128 203V204H126V202ZM141 201V202H140ZM148 201V202H147ZM192 201V202H191ZM195 201H202V202H206L205 204H207V205H202V204H200L199 202H198V204L199 205H201L202 207H204L203 209H202V207H200L199 208V206H198V204H196L197 202H195ZM20 202V203H19ZM22 202V203H21ZM32 202V203H31ZM33 202H35V204L33 205ZM54 202H56L57 203V205H53V206H51L50 207V209L52 208V207H54V208H52V210H54V211H58V214L56 213V212H54V211H52V210H50V209H47L48 207L46 206L47 204H51V203H54ZM65 203V205L63 204V206L64 207H66L67 209V213L69 214V212H68V209H69V211H70V217L68 216V214H67V217H68V219L69 220H67V218H66V214L64 213L65 212V209L64 210H62L63 209V206H61L62 204L61 203ZM67 202V203H66ZM104 202V203H103ZM137 202V203H136ZM139 202V203H138ZM143 202V203H142ZM161 202H164V203H161ZM165 202H166V204H165ZM252 202V203H251ZM31 203V204H30ZM44 203H47L46 205H45V207H47L46 209L44 208ZM56 203H54V204H56ZM95 203V204H94ZM113 203V204H112ZM114 203H117L116 205L114 204ZM133 203V204H132ZM149 203V204H148ZM184 203V204H183ZM193 203H195V204H193ZM228 203V204H227ZM13 204H15V205H13ZM30 204V205H29ZM58 204H59V206H58ZM74 204H76V201H75V203ZM73 204V205H74ZM97 204V205H96ZM110 204H112V206L110 205ZM131 204V205H130ZM137 204V205H136ZM173 204L174 205H179L178 207L177 206H173ZM211 204H212V206H211ZM252 204V205H251ZM38 205V206H37ZM67 205H68V207H67ZM93 205V206H92ZM118 205V206H117ZM120 205V206H119ZM147 205V206H146ZM150 207H149V206ZM153 205V206H152ZM160 205H162V207H163V205H164V207H163V209H162V207L160 206ZM166 205V206H165ZM168 205V206H167ZM169 205H170V208H169ZM185 205H187V206H185ZM193 205V206H192ZM195 205V206H194ZM225 205V206H224ZM252 207H251V206ZM254 205V206H253ZM20 206V207H19ZM22 206V207H21ZM24 206V207H23ZM35 206V207H34ZM39 206H41V208L43 207L45 210H42ZM96 206H98L99 208H103V209H100V210H103L102 212H100L99 211V208L98 207H96ZM104 206V207H103ZM137 206V207H136ZM140 206V207H139ZM176 207V208H173V207ZM207 206V207H206ZM235 206V207H234ZM250 206V207H249ZM2 207V208H1ZM29 207V208H28ZM37 207V208H36ZM56 207H57V209H58V207H59V209L57 210L56 209ZM96 207V208H95ZM118 207V208H117ZM122 207V208H121ZM171 207L174 209H171ZM185 207V208H184ZM192 208V210H191V208ZM193 207H195V209L196 210H193ZM36 208V209H35ZM38 208H39V210L41 211L40 213L41 214H39V213H37L36 211H39L38 210ZM96 210H95V209ZM97 208H98V210H97ZM120 208V209H119ZM123 208H125V210L126 209H128V211L126 210H124ZM139 210H138V209ZM143 208H144V210H143ZM151 208V209H150ZM157 208V209H156ZM168 208V209H167ZM181 208H182V210H181ZM223 208V209H222ZM250 208V209H249ZM15 209V210H14ZM18 209V210H17ZM20 209V210H19ZM22 209V210H21ZM34 209H35V211H34ZM117 209H118V211H117ZM122 209V210H121ZM156 209V210H155ZM176 209V210H175ZM187 211H186V210ZM188 209H189V211H193V213H194V216L196 215V217H197V223H196V221H194V220H190V218H192V216L190 217V216H187V215H189L191 212H189L188 211ZM198 209V210H197ZM214 209V210H213ZM228 209V210H227ZM27 210V211H26ZM29 210V211H28ZM48 210H50V211H52L54 214H57V215H59V221L57 220L58 218H57V216L56 215H54L52 212L50 213ZM62 210V211H61ZM75 212H74V211ZM116 210V211H115ZM124 210V211H123ZM138 210V211H137ZM150 210V211H149ZM153 210H155V211H153ZM158 210V211H157ZM159 210H161L160 212H159ZM172 210V211H171ZM179 212H178V211ZM5 211V212H4ZM18 211V212H17ZM78 211V213H76ZM107 211H109L108 213L110 214V212L112 213V214H108V216H107V214H104V212L106 213ZM122 211V212H121ZM143 211H145V212H143ZM157 211V212H156ZM166 211V212H165ZM170 211V212H169ZM217 211V212H216ZM221 212L220 213V215L222 214V218L218 215V214H216V213H218V212ZM226 211V213L228 214H226V213H224ZM2 212V213H1ZM20 212V213H19ZM45 212V213H44ZM46 212H49V213H46ZM114 212V213H113ZM119 212V213H118ZM124 212H126V213H124ZM130 214H132V215H129V213ZM140 212V213H139ZM142 212V213H141ZM148 214H147V213ZM162 212V213H161ZM164 212V213H163ZM172 212V213H171ZM175 214H174V213ZM183 212V214H181ZM186 212V213H185ZM195 212H196V214H195ZM247 212V213H246ZM5 213V214H4ZM13 213V214H12ZM18 213V214H17ZM33 213H35V215L36 216H38V215H41L42 216V214H46V216H47V214L49 215L50 214V216L52 215H54L53 217H51V220L50 219H48L46 216H44L45 218L43 219L41 216H38V218L35 216V217H32V216H34V215H32ZM74 213H75V215H74ZM101 213H103V215H102V217H104V218H100L101 217ZM144 213V215L142 216V214ZM158 213H160L159 215H158ZM168 213H169V215H168ZM188 213V214H187ZM17 214V215H16ZM23 214H24V216H23ZM89 214H90V216H89ZM147 214V215H146ZM185 214V215H184ZM216 214V215H215ZM225 214V215H224ZM5 215V216H4ZM22 215V216H21ZM26 215H27V218H25L24 219V217H26ZM29 215V216H28ZM82 215H84V218H83V216ZM106 215V216H105ZM111 215H114L115 217H118V218H114V219H117V221L119 222H117L119 225H118V227L119 228H117L116 226H115V224H117V223H115L114 224V222H116V221H113L114 219H113V217L114 216H112L111 217ZM118 215V216H117ZM126 215H129V216H132V217H128L127 216V218H129V219H127V218H124V217H126ZM137 215V216H136ZM139 215V216H138ZM162 215V216H161ZM164 215V216H163ZM171 215V216H170ZM192 215V214H191ZM209 215V216H208ZM211 215V216H210ZM218 215V216H217ZM235 216H236V214H234ZM55 216H56V219H54L55 218ZM122 216H124L123 218H122ZM170 216V217H169ZM176 216V217H175ZM200 216H201V218H200ZM6 217H8V218H6ZM16 217H18V218H16ZM39 217H41V219L39 218ZM90 217V218H89ZM97 217V218H96ZM105 217H110V219H108V218H105ZM136 217H138V218H136ZM178 217H179V219H178ZM188 217V218H187ZM215 217V218H214ZM218 217H220L219 219H218ZM224 217V218H225ZM5 218H6V220H5ZM13 218V219H12ZM17 219V220H15V219ZM23 218V219H22ZM60 218H64V219H66L67 221H64V220H62V224L60 223V225L58 224H55V222L56 223H59V222H61V219ZM70 218L72 219V220H70ZM83 218V219H82ZM89 218V219H88ZM100 218V219H99ZM121 218H122V220H121ZM132 218V219H131ZM135 218V219H134ZM147 218V219H146ZM172 218V219H171ZM182 220H181V219ZM210 218H212V219H210ZM19 219V220H18ZM23 220L22 221V225H21V223L19 222V221H21V220ZM35 219H37L36 221H34ZM43 219V220H42ZM57 220V221H53L54 222V224H53V222H50V221H52V220ZM106 219H108V220H106ZM164 220V221H162V223H164V224H162V223H159V220L161 221V220ZM165 219H166V221L168 222H166L165 223ZM171 221H170V220ZM175 219V220H174ZM198 219H199V221H198ZM202 219V220H201ZM26 220V221H25ZM38 220H41V221H38ZM91 220H92V223H89V222H91ZM99 220V221H98ZM172 220H174V221H172ZM219 220V221H218ZM11 221H12V223H11ZM17 223V224H15V222ZM28 221V222H27ZM43 221V222H42ZM77 221V222H76ZM121 221V222H120ZM142 221H144V222H142ZM154 221V222H153ZM193 221V222H192ZM206 221H210L211 222V226H210V222H207L206 223ZM227 223H226V222ZM5 224H4V223ZM8 222V223H7ZM38 222V223H37ZM47 222V223H46ZM66 222L71 226V228H75L76 230H73V229H69L70 228V226L68 225V224H66ZM71 222H73V224L71 223ZM81 222H83V224L81 223ZM142 222V223H141ZM147 222H150V223H148V226H146L147 224L146 223ZM195 222V223H194ZM199 222V223H198ZM202 222V223H201ZM222 222H224V223H222ZM20 223V224H19ZM43 223V224H42ZM53 224V225H51V224ZM65 225H64V224ZM74 223H75V225L77 224V223H81L80 225L78 224V226H75L74 227ZM99 223H101L100 225H99ZM134 223V224H133ZM160 224V225H164V229H166L167 231H168V229H169V231L170 232H172L173 233V235H172V233H170L169 231H168V233L166 232V230H161L163 227H161L160 225H158V224ZM7 224V225H6ZM14 224V226H11V225H13ZM50 224V225H49ZM93 224V225H92ZM141 224V225H140ZM167 224H171L170 226L169 225H167ZM173 224V225H172ZM198 224V225H197ZM208 224V225H207ZM221 224V225H220ZM17 225V226H16ZM26 225V226H25ZM45 225V226H44ZM65 226V227H63V226ZM83 225H85V226H83ZM102 225V226H101ZM151 225V226H150ZM177 225V226H176ZM197 225V226H196ZM202 225V226H201ZM233 225V226H232ZM21 226H23L24 228L22 229V227ZM44 226V227H43ZM49 226V227H48ZM52 226V227H51ZM79 226L82 228V226H83V229L84 230H80L79 229ZM99 226H101V227H99ZM124 226V227H123ZM150 226V228H148ZM155 226V227H154ZM182 226V227H181ZM194 226V227H193ZM201 226V227H200ZM210 226V227H209ZM221 226V227H220ZM252 226V224L250 225V227ZM48 227V228H47ZM69 227V228H68ZM76 227H78V228H76ZM91 227H92V229L94 228L95 230H92L91 229ZM103 227L107 230V235H110V237H111V239H107V238H110L109 236H106V234H104L103 233V231L104 232H106L104 229H103ZM109 227V228H108ZM137 229H136V228ZM142 227V228H141ZM154 227V228H153ZM167 227H168V229H167ZM171 227V228H170ZM184 227V228H183ZM191 227H193L192 228V230H193V237H192V239L193 240H191V241H186L185 240V235L184 236H182L181 235V233H184L185 232V230H187V229H191ZM199 227V228H198ZM2 228H4L3 230H2ZM36 228V229H35ZM47 228V229H46ZM88 230H92V231H90L89 233H88V231H87V229ZM110 229L111 231H108V229ZM133 228V229H132ZM179 228V229H178ZM183 228V229H182ZM195 228H196V230H195ZM202 228V229H201ZM204 228V229H203ZM211 228V229H210ZM13 229V230H12ZM27 229L29 230H31L30 232L29 231H27ZM102 231H101V230ZM118 229V230H117ZM120 229V230H119ZM126 229V230H125ZM149 229V230H148ZM206 229V230H205ZM25 230V231H24ZM69 230H71V231H69ZM78 230H80V231H78ZM85 230H86V232L87 233H85ZM131 230V232L134 234V233H136L135 235L137 236V233L139 234L140 232V234L137 236L138 237V241L139 242H143V243H145V242H147V243H145V244H143V243H141L142 245H144L143 247L144 248H146V251H145V249L143 250L142 249V246H141V244L140 243H138L136 240H134V238L136 239L137 237L135 236V235H131L130 236V234H131V232L129 233L128 231H130ZM144 230V231H143ZM162 231V234H163V232L165 233L163 236L161 235V233H159L158 231ZM215 230V231H214ZM223 230V231H222ZM239 230V231H238ZM122 231V232H121ZM144 233H143V232ZM150 231V232H149ZM155 231H157L156 233H155ZM160 231V232H161ZM175 233H174V232ZM183 231V232H182ZM14 232V233H13ZM25 234H24V233ZM38 232V233H37ZM75 232V233H74ZM77 232V233H76ZM81 232V233H80ZM100 232V236H102V237H104L105 236V239L104 238H102V237H100V239H104V240H100L99 239V233ZM103 233V235H102V233ZM108 232H111V233H109L108 234ZM242 232V233H241ZM5 233V234H4ZM34 233H35V236H33L34 238L32 239L31 237H32V234L34 235ZM53 233V234H52ZM83 233V234H82ZM85 233V234H84ZM149 233V234H148ZM154 234V236H153V234ZM157 233H159L160 235L158 236V234ZM202 235H201V234ZM213 233V234H212ZM240 233V235H238V234ZM2 234L4 235V236H2ZM15 234V235H14ZM51 235V236H49V235ZM73 234V235H72ZM142 234V236L141 237H147L146 239L148 240H146L144 237H143V240L140 238V235ZM152 234V236H150ZM156 234H157V236L160 238H157V237H155L156 236ZM166 234H168V235H166ZM171 234V235H170ZM195 234V235H194ZM211 234V235H210ZM245 234V233H244ZM13 235V239L14 240H12V241H10L11 239H12V236ZM37 235V236H36ZM54 235V236H53ZM82 235V236H81ZM84 235L85 236H88V237H86V238H84ZM170 235V236H169ZM210 235V236H209ZM17 238H16V237ZM21 236V237H20ZM71 236H73V237H71ZM90 236V237H89ZM165 236H166V238L169 240H167L166 238H165ZM168 236L169 237H175V238H168ZM180 236V237H179ZM208 236V237H207ZM258 236H260L261 238H259L258 237V239H256V240H253L256 244H257V247L258 248H260L259 249V251H264V228L260 231L259 230V233H258ZM3 237V238H2ZM5 237V238H4ZM51 237V238H50ZM57 237V238H56ZM83 237V238H82ZM131 238V240H130V238ZM132 237H134L133 238V240H132ZM151 237H152V239H151ZM178 237V238H177ZM182 237H184V240L182 239ZM236 237V238H235ZM2 238V239H1ZM10 238V239H9ZM28 238V239H27ZM37 238H39V239H37ZM87 238H90V239H88L89 241L87 242ZM91 238H94V241H93V239H91ZM127 238H128V240H127ZM202 238H203V240H202ZM3 239H5V240H3ZM27 239V240H26ZM74 239V240H73ZM114 239L115 240H117V241H114ZM123 239V240H122ZM124 239L125 240H127L126 242L124 241ZM141 239V240H140ZM146 241H145V240ZM174 239H175V241H174ZM206 239H207V241H206ZM232 240H233V237L231 238ZM239 241H238V240ZM246 239V240H245ZM260 239V240H259ZM54 240V241H53ZM73 240V241H72ZM86 240V241H85ZM105 240H107L108 242L110 241V240H112L110 243H111V247L112 248H109L110 247V244L109 243H107V241L106 242H104ZM173 240V241H172ZM180 240V241H179ZM245 240V241H244ZM31 241V242H30ZM57 241H58V243H57ZM65 241H66V243H65ZM91 241V242H90ZM99 241V242H98ZM103 241V242H102ZM145 241V242H144ZM168 241V243H166ZM183 241V242H182ZM186 241V242H185ZM207 243H206V242ZM215 240H212L211 241V244L214 242ZM4 242H5V244H6V246L9 248V249H5V248H7L6 246H5V244H4ZM56 242V243H55ZM68 242V243H67ZM76 242V243H75ZM82 242V243H81ZM85 242H87V243H85ZM89 242L91 243V245L90 246H88L89 245ZM138 243V245H137V243ZM153 242V243H152ZM171 242V243H170ZM185 242V243H184ZM193 244H192V243ZM204 242V243H203ZM251 242V241H250ZM15 243V244H14ZM20 245H19V244ZM50 243V244H49ZM52 243V244H51ZM79 243H81L80 245H79ZM152 243V244H151ZM175 243V244H174ZM244 243V244H243ZM246 243V244H245ZM259 243H261V244H259ZM10 244L12 245V247L13 248H11L10 247ZM23 244V245H22ZM49 244V245H48ZM58 244V245H57ZM67 244H68V246H67ZM75 244V245H74ZM87 246H86V245ZM107 244V245H106ZM124 244V245H123ZM162 246H161V245ZM187 244V245H186ZM237 244V245H236ZM14 245H15V247H14ZM22 245V246H21ZM30 245V246H29ZM106 245V246H105ZM113 245V246H112ZM115 245H117V246H119L118 248V251H117V246H115ZM123 245V246H122ZM60 246V247H59ZM80 246H82V248L80 247ZM139 246H141V249H140V247ZM153 248H152V247ZM159 246H161L160 247V249H159ZM170 246V247H171ZM17 247V248H16ZM92 247V248H91ZM101 247V248H100ZM185 247V248H186ZM196 247V248H195ZM202 247V248H201ZM22 248V249H21ZM28 248H29V250H28ZM85 250H84V249ZM34 249V250H33ZM69 249V250H68ZM75 249V250H74ZM90 249H93V250H89ZM97 249V250H96ZM102 249V250H101ZM109 251H108V250ZM112 249H115V250H112ZM150 249V250H151ZM240 249V250H239ZM98 250H100V251H98ZM107 250V251H106ZM112 250V251H111ZM120 250H122V251H120ZM135 252H138L139 250H140V253L138 252V253H135ZM149 250V251H150ZM248 250V251H247ZM251 250V249H250ZM85 251H87V252H85ZM94 251V253H92ZM114 251V252H113ZM116 251V252H115ZM125 251V252H124ZM132 253H131V252ZM143 251H145L144 253H142ZM158 251V252H159ZM246 251V252H245ZM88 252H89V254H90V252H91V254L89 255L88 254ZM110 252V253H109ZM117 253L116 255H118V256H116V255H114V256H116V259L113 257V254L112 253ZM118 252H121L120 254L118 253ZM124 254H123V253ZM163 252V251H162ZM98 253V255H96ZM104 253V254H103ZM134 253V254H133ZM146 253V255H144ZM149 253H150V255H149ZM155 254L154 256L155 257H153L154 258V260H151V257L150 256H153L152 254ZM263 253V256H261V258L263 257L264 258V252H262ZM22 254V255H21ZM86 254L88 255V257L86 256ZM94 254V255H93ZM110 254V255H109ZM122 254V256H124L123 258H125L123 261H122V258H120V257H122V256H120ZM132 254V255H131ZM141 254V255H140ZM237 254V255H236ZM30 256V258L29 257H27V256ZM79 255V256H78ZM107 255H108V257H110L109 259H107L108 257H107ZM92 256V257H94L93 259H91L90 257ZM100 256V257H99ZM103 256V257H102ZM120 256V257H119ZM143 256V257H142ZM166 255H163L162 256V258H163V260L165 261V263H164V261L162 260V258L160 259L159 257H157L156 259H158V260H155L154 262H156V263H154V262H152L153 264H157L158 262H159V259H160V262L158 263V264H169L170 262L169 261H172L174 258L172 257V260L170 259L169 260V258H171L170 256H168L167 258L165 257ZM229 256V257H228ZM231 256L234 258V260H233V258H231ZM81 257V258H80ZM119 257V258H118ZM135 258V259H133V258ZM142 259H147V261H146V259H145V261L144 260H141V258ZM243 257V258H242ZM112 258V259H111ZM115 260H114V259ZM166 258V259H165ZM262 258V260H264ZM31 259V260H30ZM106 259H107V261H106ZM111 259V260H110ZM130 259V261H128V260ZM232 259V260H231ZM237 259V260H236ZM255 259V258H254ZM253 259V260H254ZM96 260V261H95ZM102 260V261H101ZM128 262H127V261ZM151 260V261H150ZM168 260V261H167ZM249 261L251 264L253 263V264H258L259 263V260H261L260 258L257 260V259H255L254 261ZM261 260V264H264V262ZM94 261V262H93ZM120 261H118V262H120ZM141 261V262H140ZM158 261V262H157ZM19 262V263H18ZM23 262V263H22ZM109 262V263H108ZM111 262V263H112ZM118 262H117V264H118ZM127 262V263H126ZM136 262V263H135ZM140 262V263H139ZM163 262V263H162ZM178 262V263H177ZM181 263H186L185 261L184 262H182V261H180ZM230 262V263H229ZM256 262H258V263H256ZM263 262V263H262ZM114 263V262H113ZM112 263V264H113ZM114 263V264H115ZM176 264H181V263H179V261H176L175 262ZM175 263H172V264H175ZM249 263V264H250ZM105 264V263H104ZM122 264V263H121Z\"/></svg>",
  "mask_w": 264,
  "mask_h": 264
},
{
  "label": "bare ground",
  "instance_id": "bare-ground-1",
  "mask_svg": "<svg viewBox=\"0 0 264 264\" xmlns=\"http://www.w3.org/2000/svg\"><path fill=\"white\" fill-rule=\"evenodd\" d=\"M1 1V0H0ZM3 1V0H2ZM8 1H10V2H12L13 4H15V8H17V12H16V14L15 15H17V17H19L18 19L21 21L20 22V29H18V30H16L17 28H16V25L12 22L13 21V18H12V20L9 18V14L7 13V11L5 10V8L4 7H2L1 5H0V33H3V32H5V31H7V33L5 34V35H1V38H0V61H1V63H0V106L1 105H3L4 103H7V102H11V105L12 104H15V102L14 103H12V99H14L13 97H14V94H13V89H19V90H22V91H24L25 93L27 92L28 94H30L31 93V91L36 95V99L35 100H41L42 101V99H46L47 98V96L49 95V97L47 98L48 99V101L46 102V101H44V103H42V105L44 104V105H49V115L45 118V121H44V117H43V120H41V121H44V123H42V122H40L39 124H34V123H32L31 124V126H26L27 128H25V131H27V133H29L30 135H31V133H34L35 135H29L30 136V138H28L29 139V141L27 140L26 142H27V145H28V142H31L32 143V145H33V148L35 149V151L36 152H33V150L34 149H30V148H32V145L31 146H29L30 148V151H32L31 153H32V155L35 157H33L32 159H28V157L27 156H31V154H30V152H29V155H26L27 153H28V151L26 150V154H25V151L24 152H19L20 154H18V155H16L17 156V161L18 162H16L17 163V166L20 168L19 170H21L23 173L24 172H26L27 171V169L28 168H30V167H32L31 166V164L33 165V167H34V164L33 163H38V167H39V164H41L42 165V163H45L46 161L45 160H50L51 159V154L54 156V151L53 150H51V148H53V149H56V151L57 150H60V149H62V148H64V149H66V145H63L64 143H63V138H62V131L65 129V128H67V127H65V125H64V127L65 128H62L63 127V123H65L64 121H66V120H68V119H66V118H68L67 116H68V114L66 113L67 112V110L68 109H66L65 108V106L67 105V104H70V100H72L73 99V96H75L76 97V95L78 94L77 92L79 91V90H77V92H76V89H77V86H78V84L79 83H81L82 81H81V78H83V76L85 75V77L86 76H89L91 73H90V70L88 69V67L86 68V67H83L84 65H82L81 64V57H80V55H81V51H82V49L85 47V45H87L88 43H90L91 41H93V38H95L94 36H99V33H98V28H96V25H97V19L99 18V12H98V10H100V9H102V8H108L109 10V12H108V17H109V19H112L113 18V16L117 13V12H119L124 6H125V4L126 3H128V4H131V3H134V2H136V1H146V0H67V2H66V0H65V2H66V7H63L64 5H60V3H58L59 5H57V9L60 11V10H62V9H66L65 11H67V10H69L68 12L69 13H73V12H75V14H73V17H72V15H70L69 13H68V16H69V18H64L63 20H60V18H59V16H58V14H56L57 12L56 11H54V13L56 14V15H53V14H50V13H48L47 15H46V17L44 16V20H43V22L42 21H40V22H38V23H36V21H34L33 19H31V18H33V16L30 18V16H27V15H25V14H23V13H21L20 12V7H21V5H19V2L21 1V0H8ZM148 1H153V3H157V1L158 0H148ZM201 1V0H200ZM199 0L197 1V0H190V2H189V4H196L195 6H196V8H197V14L195 15V18H196V23H194L195 24V26L197 25V29L198 28H200L201 26H203V25H201V23H203L204 22V25H207L208 26V24L209 25H211V27H210V30H214L215 32L214 33H216V31L220 28V29H222V30H225V29H227V28H229V26L230 25H228L227 23H222V22H219L218 21V17H217V15L215 16L216 18L214 19L216 22L214 23V21L213 22H210V13L208 12V11H210L211 10V12H213V11H215V10H217V12L219 11V13H224L225 15L226 14H229V15H231V16H233V27H235L236 29L234 30V31H227V33L225 34V36H223V37H218V38H216L215 39V43H214V47H217V48H221V49H225V48H230V47H232L233 46V44H232V42L233 41H235L236 40V38L241 34V35H245L244 37H246L245 39H248V44H247V47L249 48V50H250V52H251V47L254 45L253 44V39L255 38V36H256V32H253V31H250L249 29H248V27H249V25L250 24H253V23H255V19L254 20H251V18H249L250 16L246 13V7L244 6L245 4L247 5V1H245V0H236V3H234L233 2V0H217V3L214 5V6H209V5H207V3L208 2H203L202 1V3H197V2H200ZM213 1V0H212ZM229 1H231L233 4H231V8H230V6H228L229 4H230V2ZM235 1V0H234ZM261 1H264V0H261ZM40 2H41V0H40ZM52 2H54V0H52ZM228 2H229V4H228ZM246 2V3H245ZM249 3V5H250V7L252 6V5H255L256 4V2L254 1H252V0H250V1H248ZM39 3V2H38ZM48 3V2H47ZM62 3V2H61ZM238 3V4H237ZM260 3V2H259ZM25 6H26V9L27 10H30L31 12H32V7H30V5L27 3V0L23 3ZM22 4V5H23ZM43 4H44V2H43ZM128 4H126V5H128ZM200 4V5H199ZM257 4H258V2H257ZM256 4V5H257ZM264 4V3H263ZM23 5V6H24ZM54 5V4H53ZM242 5V6H241ZM43 6H45V11H50V7H49V5H43ZM239 6V7H238ZM241 6V7H240ZM263 6V5H262ZM254 7V6H253ZM54 8H56V6L54 7ZM25 9V8H24ZM52 9V8H51ZM56 9V10H57ZM208 9V10H207ZM23 10V9H22ZM53 10V9H52ZM51 10V11H52ZM248 10V9H247ZM45 11H44V13H45ZM58 11V12H59ZM196 11H195V13H196ZM235 11V12H234ZM23 12V11H22ZM26 12V11H25ZM40 12V11H39ZM193 12V11H192ZM9 13H11V12H9ZM36 13V12H35ZM35 13H32L33 15H35V17H36V15L37 14H35ZM66 13V12H65ZM214 13V12H213ZM213 13H212V16H213ZM223 13H222V15H223ZM42 14V13H41ZM191 14V13H190ZM250 14V13H249ZM28 15H29V12H28ZM45 15V14H44ZM61 15V14H60ZM221 15V14H220ZM251 15V14H250ZM211 16V17H212ZM37 18V17H36ZM180 18V17H179ZM193 18L194 17H192V14L189 16V18L187 19V26H189L190 25V23L192 22V20H193ZM39 19H40V17H39ZM194 21V20H193ZM212 21V20H211ZM249 21H252V22H249ZM36 24H35V23ZM41 22H42V25L40 26V24H41ZM146 22V23H145ZM205 22H206V24H205ZM30 23V24H29ZM193 23V22H192ZM18 24V23H17ZM62 25L63 24V28L62 27H60L59 25ZM26 25H28L26 28L24 27V26H26ZM193 25V24H192ZM47 26H50L51 27V29H48L47 28ZM102 26V25H101ZM141 26H142V28L143 27H145V26H148L147 28L149 29H147V30H143L142 31V35H143V37L144 36H146V37H152V36H155V32H157V30L155 29L156 27V25L153 27V25H152V23H151V21L149 20V21H142V23H141ZM194 26V27H195ZM150 27H151V30H150ZM14 28H15V30H14ZM53 28V29H52ZM141 28V27H140ZM152 28L154 29V30H152ZM189 28V27H188ZM231 28V27H230ZM229 28V29H230ZM194 29V28H193ZM196 29V30H197ZM201 29H199V31H200ZM239 30H240V32H239ZM105 31V30H104ZM187 32H189V29H188V31ZM239 32V33H238ZM243 33V34H242ZM245 33V34H244ZM30 35H32V37H33V41H32V43H31V48H32V54H30V52H28V42H27V39H28V37L30 36ZM191 36H193L192 38L194 39H192L193 41H196L197 39H198V41H200V33H198V31H194V33L193 34H191V33H187V37H184V36H180L179 37V39L177 40V42L175 43V45H174V47L172 48V50H175V49H177V47H180L184 42H185V40H187L188 39V37H191ZM13 38V39H10V38ZM16 37H19L20 39L22 38V39H24V41H22V42H24L25 43V45H23L22 44V46L20 45L19 46V44H18V46H17V44L16 43H14V41H15V39L14 38H16ZM51 37H54L55 38V41L58 39L59 41H61V43L60 42H58V40H57V42H58V44H56V45H58L59 47H60V49H56L53 45V47H52V49L54 50V51H56V52H53L52 51V49L50 48V45L52 44V43H54V41H53V39L51 40ZM135 37H137L136 35H134V38ZM240 37V36H239ZM243 37V36H242ZM19 38H18V40H19ZM44 38L45 39H47L46 41L44 40ZM49 38H50V40H49ZM153 38V37H152ZM9 41H8V40ZM14 40V41H13ZM191 40V41H192ZM28 41H30V37H29V39H28ZM53 41V42H52ZM247 41V40H246ZM245 40H244V42H246ZM56 42V43H57ZM67 43V46H65V44ZM200 43H201V41H200ZM20 44H21V42H20ZM62 44H64L63 46H65V47H63L62 46ZM246 45V44H245ZM243 47H246V46H244L243 45ZM47 48V49H46ZM50 48V49H49ZM247 48V49H248ZM26 49H28V50H26ZM243 49H245V48H243ZM247 49H245V50H247ZM58 50H59V52H58ZM257 50H258V53H257V56H256V54H255V57L253 56V60L255 61L254 63V65H255V68H256V71L258 72V74L260 75V78H258L259 79V82L260 81H262L263 83H264V74L262 75L261 73H260V64H259V66H258V61L261 59V57H260V53L261 52H259L260 50H259V48H257ZM2 51H4V53H6L5 55H3V54H1L2 53ZM31 51V50H30ZM156 53V52H155ZM232 53V52H231ZM55 54H57V55H59L60 54V57H61V60L62 61H64V62H61V61H59L61 64H63V63H67V64H64L62 67H60V66H58L57 64H59L58 62L56 63H54V65H57L58 67H55V66H53V64H47L48 66H46V63H48V61L45 63V66H44V61H43V63H42V60L43 59H47V57H49V56H51V55H55ZM174 54V53H173ZM251 54V53H250ZM156 55H162V56H172L171 55V53H170V51H168V52H161V51H159V52H157L156 53ZM254 55V54H253ZM52 56V57H53ZM169 56V57H170ZM187 56V55H186ZM185 56V57H186ZM189 56V55H188ZM229 56V55H228ZM56 58V57H55ZM94 58V59H93ZM92 58V60H95L96 59V57L94 56ZM116 58V64L117 65H119V67L115 70L114 68L111 70V68H112V66H110L109 67V69H107V70H105V71H103L102 72V70L100 71V73L99 74H96V76L94 77V78H97V84L99 83V81H101V80H103V79H106L105 81L107 82V81H109V80H111L110 78L113 76V73H114V71H117V72H119V75H121L122 76V79L123 80H125L126 79V75H125V66L122 64V62L120 61V59H119V57L118 56H116L115 57ZM50 59V58H49ZM75 59H77V61H79V63H77L76 65H71V63L75 60ZM89 59H91V57H89L88 58V60ZM173 59V58H172ZM171 59V60H172ZM185 59H192V58H185ZM184 59V60H185ZM37 60H40V61H38V63H37ZM229 60L233 63V67L235 68V66H236V68H238V69H240V72L242 73V74H244L246 77H247V79H249V81L251 82V83H256L257 82V78L256 79H254L255 78V76L254 75H252L253 73H250V71L244 66H241V62H242V53H241V51H235V52H233L231 55H230V57H229ZM52 61H53V59H52ZM76 61V60H75ZM263 61V60H262ZM99 62V61H98ZM186 62H188V61H186ZM100 63H101V61H100ZM138 61H134V62H132V65L134 66V67H139L138 66ZM184 63H185V61H184ZM230 63V62H229ZM2 64V65H1ZM60 64V65H61ZM215 64V63H214ZM213 64V65H214ZM37 65L40 67V70H42V73L39 71V70H37L36 72H35V67H36V69H37ZM71 65V66H70ZM106 65H109V64H106ZM182 65V64H181ZM90 66L92 67L93 66V64L91 63L90 65H89V68H90ZM178 66V65H177ZM212 66V65H211ZM179 67V66H178ZM177 67V68H178ZM214 67V66H213ZM211 67L212 68V70H213V76L216 78V79H218L217 81L218 82H226V81H230L229 80V78H226L227 77V75H226V77L224 76V77H222L218 72L219 71H221V70H219V64L217 65V67ZM221 67V66H220ZM105 68V67H104ZM182 68V67H181ZM186 68V67H185ZM211 68H209V69H211ZM262 68V67H261ZM106 69V68H105ZM176 69V68H175ZM233 69V68H232ZM94 70L96 71V67L94 68ZM138 70V69H137ZM185 70V69H184ZM211 70V71H212ZM224 70H226V69H224ZM262 70V69H261ZM178 71H182L181 69L180 70H178ZM210 71V70H209ZM227 71V70H226ZM183 72V71H182ZM181 72V73H182ZM222 72V71H221ZM256 72V73H257ZM262 72V71H261ZM186 73V72H185ZM223 74H224V72H222ZM252 75V76H254V78L250 75V74ZM255 73V72H254ZM264 73V72H263ZM82 74H84V75H82ZM257 74V75H258ZM18 75H20L19 77H21V76H23V79L22 80H20V79H16V80H12V82H11V84L9 85V86H7L6 84L8 83L7 81H9L11 78H14V77H17ZM239 75H240V73H239ZM258 75V76H259ZM190 76V75H189ZM243 76V75H242ZM245 76H243V77H245ZM18 77V78H19ZM245 77V78H246ZM257 77V76H256ZM22 78V77H21ZM94 78H90V77H88L87 79H85V83H92V81H93V79ZM193 78V77H192ZM237 78V77H236ZM239 78V77H238ZM240 78H242V77H240ZM84 79V78H83ZM113 79V78H112ZM234 79V78H233ZM197 82H201V81H203V82H205V79L204 80H201V78H200V74H198L197 75ZM238 80V79H237ZM240 80V79H239ZM60 81H63L62 82V84L64 85H66V87L68 86V89L66 90L67 91V94L65 93V95L62 93V95L59 93V91H57L56 89H54V86L58 83V82H60ZM81 81V82H80ZM114 80H112V82H113ZM116 81V80H115ZM114 81V82H115ZM248 81V82H249ZM10 82V81H9ZM241 82V81H240ZM243 82H244V80H243ZM243 82H241V84H243ZM247 82V83H248ZM61 83V82H60ZM87 85H89V84H87ZM95 85V84H94ZM99 85V84H98ZM244 85V84H243ZM134 86V85H133ZM94 87V86H93ZM135 87V86H134ZM163 86H161V88H162ZM101 88V87H100ZM160 88V89H161ZM246 88V87H245ZM245 88L243 87V86H235V88L233 89H227V90H229V91H227L226 90V93L223 95L224 97H225V99L226 100H223V102L221 101L220 102V104H219V106L220 107H222V108H224V109H226V107H229L228 108V110H227V112H228V117H230V120L229 121H227V122H225V123H227L228 125H232V123H234V120H233V118H232V115L233 114H235L234 112L236 111V109H237V107H238V104H237V101H238V99L239 98H242V99H244V98H246V102L244 103V109H246V111L248 112V114L247 115H249V107L251 106V105H254V106H256V107H258V106H260V108L262 109V110H264V94H262V96H259V97H257L256 98V100H252V98H253V96L252 95H250V94H248V93H246L245 92ZM136 89H138V88H135V91H136ZM150 89V88H149ZM166 89V88H165ZM171 89V88H170ZM12 90V91H11ZM96 90V89H95ZM94 90V91H95ZM116 90H118V88L117 89H115V91ZM130 90V89H129ZM163 90V89H162ZM236 90H238V94L237 95H235L234 94V97L232 96V99H228L229 98V96L230 95H233V93H235V91ZM65 91V92H66ZM102 91H104V90H102ZM119 91V90H118ZM122 91V90H121ZM127 91L128 90H126V98H125V95H123L122 96V100H123V97L125 98V100H127L128 98V95L130 96V94H132V93H129L128 92V94H127ZM134 91V90H133ZM132 91V89H131V92H133ZM135 91L133 92V94L132 95H135V96H133V98L130 96V98L128 99V100H130L131 98V103L129 102V104H128V108H126L125 109V105H127V104H125V105H123L122 104V101H118L117 100V102L120 104L121 103V105H123L124 107H122V108H124V111L122 110V108H121V110L120 111H123V112H125V113H123L122 115H124V114H126V113H131V109H132V106H135V107H137L138 105H139V103L141 102L142 103V98H143V96H140V97H138V98H134V97H136L138 94L136 93V94H134L135 93ZM12 92V93H11ZM24 92H22V93H24ZM106 92H107V90H106ZM109 92V91H108ZM117 92V91H116ZM116 92H114L115 93V95H112L113 97L115 96V97H118V96H116ZM120 92V91H119ZM161 92V91H160ZM163 92V91H162ZM162 92H161V94H162ZM167 92V91H166ZM169 92H170V90H169ZM168 92V94H167V101L169 100V99H171L172 100V95L170 94V93H172V91L169 93ZM26 93V94H27ZM46 93H48L47 94V96H46ZM74 93H76L75 95H74ZM110 94H111V92H109ZM118 93V92H117ZM121 93V95H122V93H124L123 91L122 92H120ZM120 93H118L117 95H119V97L121 96L120 95ZM154 93V92H153ZM157 93V92H156ZM165 93V92H164ZM236 93H237V91H236ZM27 94V95H28ZM32 94V93H31ZM30 94V95H31ZM109 94V95H110ZM113 94V93H112ZM141 94V93H140ZM171 95V98H170V95ZM173 94V93H172ZM26 95V96H27ZM33 95V94H32ZM108 95V94H107ZM169 95V96H168ZM176 95H178V94H176ZM10 96H11V100H10ZM66 96V97H65ZM101 96V95H100ZM158 96H160V93L158 94ZM157 96V97H158ZM162 96V95H161ZM165 95L163 94V96L162 97H164ZM175 95H173V97H174ZM31 97H33V96H31ZM102 97V96H101ZM100 97V98H101ZM111 96H109V98H110ZM153 97V96H152ZM169 97V98H168ZM29 98V97H28ZM59 98H61L60 100H59V103H55ZM67 98L68 100H69V103H68V100H65V99ZM160 98V101H161V97H159ZM166 98V97H165ZM165 98H163V99H165ZM175 98H176V96H175ZM181 98V97H180ZM179 97L178 98H176L177 99V101L181 104V101H183L182 99H180ZM231 98V97H230ZM24 99V98H23ZM76 101H77V99L76 98H74ZM111 99V98H110ZM110 99H108V100H110ZM174 99V98H173ZM191 98H188V100H187V102L190 100ZM26 100V99H25ZM34 100V101H35ZM97 100V99H96ZM101 100H103V99H101ZM105 100V99H104ZM108 100H106L107 102H105V103H110L111 104V102L113 103L115 100H114V98H113V100L114 101H112V99H111V101L110 102H108ZM120 100V99H119ZM159 100V99H158ZM170 100V101H171ZM194 99L192 98V103H194V101H193ZM30 101V100H29ZM64 101H65V103H67V104H65L64 103ZM74 101V100H73ZM124 101V100H123ZM159 101V102H160ZM165 102H167L166 100H164ZM172 101H174V100H172ZM191 101V100H190ZM190 101L188 102V103H190ZM37 102V101H36ZM40 102V101H39ZM46 102V103H45ZM78 102V101H77ZM101 101L99 100V102L98 103H100ZM162 102V101H161ZM176 102V101H175ZM174 102V103H175ZM186 102V101H185ZM72 103V102H71ZM74 103V102H73ZM98 103H96V105H99ZM102 103V102H101ZM101 103H100V105H101ZM103 103H104V101H103ZM114 103H116V102H114ZM113 103V104H114ZM117 103V104H118ZM125 103V102H124ZM126 103H127V101H126ZM163 103V102H162ZM219 103V102H218ZM23 104V103H22ZM40 104V103H39ZM169 104V103H168ZM173 104V103H172ZM176 104H177V102H176ZM180 104H178L179 106H180ZM182 104H184V103H182ZM181 104V105H182ZM187 104V103H186ZM191 104V103H190ZM196 104L197 103H194L193 105L191 104V105H189V107L190 106H196ZM5 105H7L6 107H8V105H9V103L8 104H4V107H5ZM63 105V106H62ZM76 105H77V103H76ZM95 104H93V105H91L90 103H89V106H87V107H85V108H82V105H80V103L77 105V106H73L74 107V114L78 117L76 120H74L75 121V123H76V125H79V127L80 126H82L81 128H82V130H83V132H85V134L86 133H88V136L90 135V134H92V135H95L96 133H97V135H99L100 137L101 136H104V133H106L105 135L106 136H104V137H102L103 139L105 138V137H111V136H108V132H119L120 134L122 133H124L123 131H126L127 129H131V128H134V127H137V124L136 125H134L133 123L135 122L134 120H133V118L131 117V120L133 121H131V120H129L128 118L130 117L129 115V117L127 118V116L125 115V120H127L128 119V121H130L133 125H131L130 124V122H129V124H127V123H125V122H123V120H121V118H120V120L119 121H122V122H118V114L116 115V116H114V114L116 113L114 110H112V113H113V111H114V114H112L111 113V111H109L108 110V112H105L104 113V110L102 111V112H98V110H99V108H100V106H98L99 108H96L97 106L95 105ZM112 105V104H111ZM159 105H162V104H159ZM167 105V104H166ZM178 105H175V106H178ZM246 105V106H245ZM34 106V103L33 104H30V103H27L26 104V108L28 109H32V107ZM101 106H104L103 104L101 105ZM112 106H114V105H112ZM111 106V107H112ZM116 106V105H115ZM169 106V105H168ZM167 106V107H168ZM173 106V105H172ZM175 106H173V108L175 107ZM219 106H218V108H219ZM9 107H10V105H9ZM8 107V108H9ZM15 107H16V105H15ZM43 107V106H42ZM110 107V108H111ZM119 107H115V108H119ZM161 107V106H160ZM183 107V106H182ZM194 107H191V108H193L192 110L194 111ZM216 107V106H215ZM214 107V108H215ZM14 108V106L12 105V107H11V109H13ZM33 108H36V107H33ZM106 108V105H105V107H103V108H101V109H105ZM109 108V105H108V109H110ZM114 108V107H113ZM112 108V109H113ZM163 108H165V107H163ZM162 108V109H163ZM169 108H172V107H168V109ZM175 108H177V107H175ZM210 108H212V107H210ZM213 108V109H214ZM16 109V108H15ZM14 109V110H15ZM166 109V108H165ZM33 110V109H32ZM31 110V111H32ZM37 110V109H36ZM41 111H42V109H40ZM105 110H107V108L105 109ZM175 110V109H174ZM174 110H173V112L172 113H174ZM191 110V111H192ZM195 110H198V109H195ZM200 110H201V108H200ZM206 110V109H205ZM211 110V109H210ZM221 110H223V109H221ZM30 111V112H31ZM100 111V110H99ZM119 110L117 111V113H119L120 112ZM168 111V110H167ZM190 111V108H189V112H191ZM207 111V110H206ZM211 111H217V110H211ZM69 112V111H68ZM196 112V111H195ZM201 112V111H200ZM199 111H197L196 112V114H198L199 116H200V118H199V116L197 117V118H199V120H198V122H200L201 121V118L202 119H206L205 117H207V115L203 118V116L201 115V113H200ZM210 112V111H209ZM110 114V115H113L112 117H110L109 115H108V117H110V118H108L106 115L107 114ZM165 113H167V112H165ZM169 113H170V111H169ZM176 113V112H175ZM174 113V114H175ZM217 113V112H216ZM19 114V113H18ZM30 114V113H29ZM34 114V113H33ZM44 115H45V113H43ZM120 114H121V112H120ZM119 114V115H120ZM189 115L191 114V118H192V116H193V114L192 113H188ZM195 114V113H194ZM210 114V113H209ZM131 115V114H130ZM170 115V114H169ZM173 115V114H172ZM80 116V117H79ZM132 116V115H131ZM202 116V117H201ZM209 116V115H208ZM21 117V116H20ZM194 117H195V115H194ZM33 118V117H32ZM70 118V117H69ZM123 118V119H124ZM127 118V119H126ZM191 118H190V120H191ZM196 118V119H197ZM4 120L3 121H8L7 119H5V118H3ZM24 119V118H23ZM22 119V120H23ZM100 119L102 120V122H99L100 121ZM117 119V123H115L114 122V124H113V122H111V121H115ZM186 119V118H185ZM208 119V118H207ZM210 119V118H209ZM262 119H264V118H262ZM21 120V125L23 126V121ZM62 120H63V122H62ZM71 119H69L68 121H70ZM99 120V121H98ZM108 120H111V121H109L110 123H112V125L110 126V123L108 122ZM221 120V119H220ZM219 120V121H220ZM2 121V120H1ZM18 121V120H17ZM72 121H73V118H72ZM72 121H70V122H72ZM94 121H96V123H97V126H96V124L95 125H93L95 122ZM203 121V120H202ZM207 121V120H206ZM206 121L204 120V122H201V123H206ZM225 121V120H224ZM245 121V120H244ZM27 122H29V121H27ZM36 122V121H35ZM62 122V123H61ZM127 122V121H126ZM191 122V121H190ZM193 122V124L196 122V120H194V121H192ZM198 122H196L195 124H196V126H197V123ZM221 122V121H220ZM219 122V123H220ZM31 123V122H30ZM61 123V124H60ZM66 123H69V122H66ZM188 123V122H187ZM200 123V124H201ZM224 123V124H225ZM4 124V123H3ZM16 124H18V123H16ZM19 124H20V122H19ZM19 124H18V126H19ZM29 124V123H28ZM193 124H189V126H193ZM199 124V123H198ZM223 124V125H224ZM227 124H226V126H227ZM260 124H262V130H261V133L259 132V131H257L256 130V132L254 133V132H252L253 133V135H251V137L250 138H248V136L247 135H245V134H239V136H235L234 138L235 139H238L236 142H242V145L243 146H240V147H244V146H246V148L244 147L243 149H246L247 151H243V152H241L240 153V150H239V152H237L238 150H236V152H231L229 155V158L231 157V160H230V162H228V161H222V156H223V154H220V156L221 157H219V156H216V155H214V154H216V153H214L213 155H209V158H210V156H211V158H212V160H213V164L214 163H216V165H218L217 167H219V168H221L222 169V174H224V175H222L223 176V178H224V181H231L230 183H232L233 182V180H234V178H233V174H235V173H231L232 171H233V169L234 168H236V167H240V166H248V167H252L253 166V164H254V161L255 162H262L263 160H264V121L263 122H261ZM5 125V124H4ZM7 125V124H6ZM11 125V124H10ZM61 125H62V127H61ZM76 125L74 124V126H70L71 128L69 129V131H74L73 132V134H74V136L75 137H73V138H76V135H75V133H77V132H75V129H76ZM179 125V124H178ZM218 125V124H217ZM13 126H15V125H13ZM139 126V125H138ZM140 126H141V124H140ZM195 126V125H194ZM218 126H221V128H222V125L220 124V125H218ZM225 126V125H224ZM24 127V126H23ZM94 127H97V128H95L96 130H94ZM183 127V126H182ZM228 127H230V126H228ZM10 128V127H9ZM12 126H11V130H12ZM16 128H19V127H17V125H16ZM28 128H29V130H28ZM61 128H62V131H61ZM144 129H145V127H143ZM143 128H141V129H143ZM221 128H219V130H221L222 131V129ZM226 129H227V127H225ZM15 129V128H14ZM13 129V133L15 134V132H17L18 130L17 129H15L14 130ZM24 129V128H23ZM22 129V130H23ZM27 129V130H26ZM138 129V128H137ZM163 129V128H162ZM165 129V128H164ZM177 129V128H176ZM184 129V128H183ZM188 129H189V127H188ZM212 129V128H211ZM231 129V128H230ZM254 129V128H253ZM11 130H10V132H8V134H11L12 132H11ZM17 130V131H16ZM66 130V129H65ZM79 130V129H78ZM77 130V131H78ZM147 130V129H146ZM160 130H161V128H160ZM8 131V130H7ZM24 131V132H25ZM61 131V132H60ZM94 131L96 132V133H94ZM121 131V132H120ZM129 131V130H128ZM138 131V130H137ZM180 131V130H179ZM183 131V130H182ZM190 131V130H189ZM212 131H214V130H212ZM220 131V132H221ZM224 131H225V129H224ZM227 131V134H226V136L228 135H233L232 133L230 134V132L228 133V130H226ZM231 131V130H230ZM23 132V133H24ZM66 132H68V131H64V133H66ZM70 132V133H71ZM133 132H135V131H133ZM149 132V131H148ZM232 132H234V131H232ZM22 133V134H23ZM26 132H25V134H27ZM46 133H47V137L45 136L46 135ZM49 133H50V136L48 137V135H49ZM69 133V134H70ZM111 133H109V135L111 134ZM127 133V132H126ZM125 133V134H126ZM137 133V132H136ZM140 133V132H139ZM141 133H142V131H141ZM140 133V134H141ZM150 133V132H149ZM162 133V132H161ZM186 133H187V131H186ZM260 133V134H259ZM17 134H19V132H17L16 133V135ZM22 134H21V132H20V135L21 136H19L20 138L22 137ZM72 134V133H71ZM70 134V135H71ZM114 133H112V135H113ZM119 134V135H120ZM148 134V133H147ZM146 134V135H147ZM13 135V134H12ZM69 135V136H70ZM82 135V134H81ZM80 135V137H84V134L81 136ZM118 135V134H117ZM116 135V133H115V135H114V137H116L119 141V144L121 143V141H124L123 139H121L120 138V136H122V135H120V136H117ZM127 135H130V133L128 134L127 133ZM134 136L136 135V134H133ZM149 135V134H148ZM168 135V134H167ZM177 135V134H176ZM18 136H15V137H17L18 138V140L20 139ZM27 135H25V137H26ZM69 136H65L66 138H68ZM124 136V135H123ZM133 136V137H134ZM141 136V135H140ZM139 136V137H140ZM164 136V135H163ZM170 136V135H169ZM183 136H185V134L183 135ZM245 136H247V138H245ZM250 136V135H249ZM10 137V136H9ZM24 137V138H25ZM39 137L40 138H45V139H43L42 141H40V142H37V140L36 139H39ZM79 137V135H78V138H80ZM91 137V136H90ZM90 137H88V138H90ZM92 137H94V136H92ZM98 136H96L95 138H97ZM114 137H112V138H114ZM121 139V141H120V139ZM125 137H126V135H125ZM133 137L131 138V136L129 137V138H131V139H133ZM150 137V136H149ZM155 137V136H154ZM176 137V136H175ZM230 137V136H229ZM233 137V136H232ZM231 137V138H232ZM66 138H65V140H66ZM102 138H98V140L96 141V143L98 142V141H100V140H102ZM116 138H114V140L116 139ZM124 138V137H123ZM127 138H128V136H127ZM161 138H163V137H161ZM164 138H165V136H164ZM164 138L162 139L163 141H165L164 140ZM167 138H168V136H167ZM167 138H165L166 139V141H167ZM171 138V137H170ZM201 138V137H200ZM16 138H14L13 139V141H12V143H15L14 142V140H15ZM77 139V138H76ZM76 139H74V140H76ZM83 139V138H82ZM85 139V138H84ZM83 139V140H84ZM87 139V138H86ZM85 139V140H86ZM105 139H108V138H105ZM103 140L104 142H106V140ZM126 139V138H125ZM137 139V138H136ZM135 139V140H136ZM139 139V138H138ZM142 139V138H141ZM146 139V138H145ZM175 139V140H174ZM172 138L171 139V143H172V141L174 142V144H176L177 146H179V141L178 140H176V138ZM198 139V138H197ZM202 139V138H201ZM200 139V140H201ZM216 139V138H215ZM214 139V140H215ZM223 139V138H222ZM233 139V138H232ZM24 140V139H23ZM40 140V139H39ZM65 140H64V142H65ZM73 139H72V141H74ZM85 140L83 141V142H85ZM89 140V139H88ZM90 140H92V138H90ZM96 140V139H95ZM112 142L114 141V140H112V139H110ZM109 140V141H110ZM152 140H153V138H152ZM169 140V139H168ZM184 140H185V137H184ZM203 140V139H202ZM72 141H69V143L70 144H72L71 142ZM77 141H79L78 139H77ZM81 141V140H80ZM93 141V140H92ZM103 141H101V142H103ZM109 141H107L108 143H109ZM116 141V140H115ZM114 141V142H115ZM128 140H126V142H127ZM143 141H144V143H145V140L143 139ZM142 141V142H143ZM163 142V143H165L164 144V146L163 147H166L167 145H168V143H169V145H170V141L167 143V142ZM197 141V140H196ZM204 141V140H203ZM17 142V141H16ZM76 142V141H75ZM75 142L73 143V144H75ZM83 142H77V143H79V145H76V146H80V144H81V147L84 145V144H86V143H83ZM88 142H90V141H87V143ZM101 142H99V144H95V141L93 142L95 145H99L100 147H102L103 146V148H104V146H106V148H109V145L112 143H110L109 145H103L104 143H102L101 145H100V143ZM107 142H106V144H107ZM117 142V141H116ZM115 142V143H116ZM126 142L124 143L125 144V147H126V145L127 144H131V143H127L126 144ZM128 142H130V141H128ZM132 143H133V141H131ZM137 142H139L138 140H137ZM219 142V141H218ZM66 143L69 145H67V148H69L71 145L67 142V140H66ZM92 143V142H91ZM141 143V142H140ZM163 143H161L162 145H163ZM166 143H167V145H166ZM201 144H203L204 145V143L203 142H200ZM205 145L207 146V142L205 141ZM17 144H19V145H17ZM17 146L19 147L21 144L19 143V142H17ZM118 144V143H117ZM118 144V145H119ZM123 144V145H124ZM138 144V143H137ZM148 144H149V141H148ZM160 144V145H161ZM220 144V143H219ZM237 144H241V143H237ZM90 145H92V144H90ZM111 145H113V143L111 144ZM115 145V144H114ZM122 145V143L120 144V147L121 146H123ZM132 145V144H131ZM131 145H129V146H131ZM133 145H135V144H133ZM132 145V146H133ZM145 145V144H144ZM152 145V144H151ZM198 145L200 146V144H199V142H198ZM203 145H201L202 146V151L203 152H205L204 150L205 149H203ZM204 145V146H205ZM16 146V147H17ZM63 146V147H62ZM65 146V147H64ZM75 146V147H76ZM87 146H89V143L87 144ZM93 146V145H92ZM99 146H96L95 148H97V147H99ZM128 146V148H130ZM137 146V145H136ZM135 146V148L137 149V150H139L138 148H140L141 146H143V145H141L140 147H136ZM174 146V145H173ZM176 146V149H178V147ZM205 146V147H206ZM227 146V145H226ZM238 146V145H237ZM15 146H13L12 148H14ZM75 147H73V145H72V147L71 148H75ZM84 147H86V146H84ZM100 147H99V149H100ZM113 147V148H112ZM111 147V149H114L113 151H116L115 150V147H117V145L116 146H112ZM168 147V146H167ZM181 147V146H180ZM223 147V146H222ZM20 148H21V146H20ZM20 148H18V149H20ZM26 148L28 149V147L26 146ZM48 148H50V151H53V153H47V155L49 154L50 155V159L49 158H46V157H48V156H45V158H43L44 156H42L43 154L45 155L46 154V149H48ZM118 148V147H117ZM116 148V149H117ZM124 150V151H126V158H123V157H125V155H124V152L122 151V149ZM120 149H121V151H122V153H121V151L119 150V148H118V150L120 151L119 153H118V151H116L118 154H120L119 156L121 157V158H123V159H127L128 158V156L129 155H132L133 153H131L134 149V147H131L130 148V153H128L127 152V150H125L123 147H121ZM127 148V149H128ZM147 148V147H146ZM149 148H150V146H149ZM200 148V147H199ZM209 148V147H208ZM215 148V147H214ZM16 149V148H15ZM18 149H17V151H18ZM64 149H62V150H64ZM84 149V148H83ZM99 149H97V150H99ZM110 149V148H109ZM133 149V150H132ZM141 150H142V148H140ZM148 149V148H147ZM180 149V148H179ZM179 149H178V154L180 153V155H183V154H181V151L179 152ZM206 149H207V147H206ZM241 149V148H240ZM21 150H24L23 148L21 149ZM59 151V154L61 155V157H62V160H63V158L64 157H66V156H64L63 157V155L65 154L64 152H65V150H64V152L63 151ZM69 150H70V148H69ZM68 150V151H69ZM73 150V149H72ZM102 150V149H101ZM107 150V149H106ZM141 150H140V152H141ZM181 150V149H180ZM187 150V149H186ZM222 150V149H221ZM220 150V151H221ZM225 150H227V149H225ZM224 150V151H225ZM17 151H15V152H17ZM48 151V150H47ZM49 151V152H50ZM55 151V154L58 152H56ZM104 151H105V148H104ZM134 151H136V150H134ZM133 151V152H134ZM144 151V150H143ZM142 151V152H143ZM195 151H196V149H195ZM194 151V154H196L197 152H195ZM201 151V150H200ZM215 151V150H214ZM213 151V152H214ZM224 151H222V152H224ZM233 151V150H232ZM241 151H242V149H241ZM45 152V153H44ZM71 152V151H70ZM73 152V151H72ZM86 152H88V151H86ZM85 152V153H86ZM138 152V151H137ZM149 152V151H148ZM152 152L153 151H151V157L153 156L152 155ZM187 152V151H186ZM190 152V151H189ZM189 152L187 153V154H189ZM192 152V151H191ZM203 152H202V154H203ZM210 152H212V151H210ZM215 152H218V151H215ZM18 153V152H17ZM63 153V154H62ZM67 153H69V152H67V150H66V154L65 155H67ZM74 153V152H73ZM84 153V154H85ZM90 153V152H89ZM99 153V152H98ZM98 153H94L93 152V154L95 155V156H97L98 155ZM146 153H147V151H146ZM149 153H147V155H146V157H148L149 155ZM193 153V152H192ZM201 153V152H200ZM220 153V152H219ZM11 154V153H10ZM13 154V153H12ZM74 154H76V152L74 153ZM74 154H72V153H70L69 155H70V157L72 156L73 157V155ZM88 156H90V154H88V153H86ZM86 154H85V156H84V158L86 157ZM92 154V153H91ZM100 154V153H99ZM123 154V155H122ZM128 154V155H127ZM169 154V153H168ZM193 154V155H194ZM207 154H209V152H207ZM218 154V153H217ZM231 154H233L232 156H231ZM14 155V154H13ZM59 155V156H60ZM77 155V154H76ZM75 155V156H76ZM137 155H139V154H137ZM145 155H143V156H145ZM155 155V154H154ZM158 155V154H157ZM179 155V156H180ZM196 155H198V154H196ZM29 156V157H30ZM58 153H57V155H55L54 157H52L53 158V160L54 159H56V160H54V167H49V168H47V172L53 177V176H55V178L57 177L58 179H56L55 181H54V183H56V184H58L59 185V183L61 182V184H60V186H61V189H62V191L59 189V187H58V189L60 190V191H58V192H60L59 194H62L61 192H67V193H69V191H71V193H69V194H71L70 195V197H68V195L69 194H67L66 193V195H67V197L68 198H71V196H72V193H74V191L76 192V191H78V189L79 188H81V186L79 185V184H82V182L80 183L79 181H82L83 179L82 178H80V177H82V174H81V172H83V169H81V168H83V167H81L80 168V170H81V172H80V170H78L77 169V167L76 166H79V164H80V166H84V164H85V162H83L84 164L82 165L81 164V162H79V164H75L74 162L76 161V159L74 160V164L76 165V166H74V164H73V166L76 168H74L72 165H71V162L72 161H68V162H70V164H62L63 165V167L64 168H62V167H60V165H61V163L63 162V163H65L64 162V160L62 161L61 160V158L59 159V160H57L58 159ZM95 156H93L92 155V158H94L93 160L95 161L96 159H95ZM104 156V155H103ZM106 156V155H105ZM118 156V155H117ZM123 156V157H122ZM149 156V157H150ZM168 156V155H167ZM166 156V157H167ZM178 156V157H179ZM188 156V155H187ZM224 156H227L226 155V153H225V155ZM9 157V156H8ZM14 157V156H13ZM55 157H57V158H55ZM67 157H68V155H67ZM77 157V156H76ZM79 157H81V156H79ZM98 157V156H97ZM108 157V156H107ZM119 157V158H120ZM131 157L132 156H130L129 158L131 159ZM135 157H137V156H135ZM139 157V156H138ZM142 157V156H141ZM154 157H156V156H153L152 158H154ZM181 157V156H180ZM179 157V158H180ZM182 157H185L184 155L182 156ZM206 157V156H205ZM208 157V156H207ZM78 158V157H77ZM84 158L83 159H81V160H83V161H85L86 160V162L88 163V161L90 160V159H92V158H86L85 160H84ZM99 158H101V156L99 155V157H98V162L99 161H102V160H99ZM128 158V159H129ZM151 158V159H152ZM178 158V159H179ZM210 158V159H211ZM226 158H228V157H226ZM229 158H228V160H229ZM235 158V159H234ZM237 158H239L238 159V161H240L241 159V161H242V163H240V165H237V164H235V163H237L236 162V159ZM14 159V160H15ZM27 159H28V162H27ZM45 159V160H44ZM102 159V158H101ZM106 159H107V161H109V159L108 158H105L104 157V162L102 161V163L101 162H99L100 164H99V166L98 167H93V168H95V169H93V168H91V164L92 165H94L93 163H94V161H92V162H90V164L88 165L87 163L85 164V166L87 167V169H88V167L90 166V168H89V171H90V169H93V170H91V175H93V176H95V178H91V176H90V174L88 173V175L90 176V178H91V180H93V183H95L94 181H96V183L97 182H99V181H97L98 179H96V177H98V175L96 176V174L95 173H97V172H99L98 171V168L99 167H104L103 169H105V167H106V170L109 168V170L110 169H112L111 167H108V166H113V164L111 163V161H109L111 164H109V162L107 163L106 162ZM117 159V158H116ZM123 159H121L122 161H123ZM127 159V160H128ZM134 159V158H133ZM131 160V162L132 161H134V163H137L138 161H136V160ZM151 159L150 158H148L147 160H149V161H151ZM165 159H167V158H165ZM177 159V160H178ZM209 159V160H210ZM225 159V158H224ZM15 160V161H16ZM32 162H31V161ZM52 160V159H51ZM47 161L49 164L50 163H53L52 161ZM68 160H70L69 158H68ZM112 160V159H111ZM142 160V159H141ZM146 160V159H145ZM145 160H144V162H145ZM147 160H146V162H147ZM153 160V159H152ZM183 160V159H182ZM181 160V161H182ZM185 160V159H184ZM211 160V161H212ZM13 161V160H12ZM15 161H13L14 163H15ZM45 161V162H44ZM58 161H60V162H58ZM62 161V162H61ZM116 161V160H115ZM114 160L112 161V162H115ZM121 161V162H122ZM125 161V160H124ZM136 161V162H135ZM139 161H140V159H139ZM148 161V162H149ZM154 161V160H153ZM153 161L151 162V164H153ZM210 161V162H211ZM234 161V162H233ZM98 162L96 161V163L98 164ZM117 162V161H116ZM127 162H129V161H127ZM168 162V161H167ZM180 162V161H179ZM184 162V161H183ZM48 163H46V164H48ZM58 163V164H57ZM120 163V162H119ZM125 163V162H124ZM133 163V162H132ZM208 163H209V161H208ZM212 163V162H211ZM210 163V164H211ZM48 164V165H49ZM102 164H105L104 166L102 165ZM109 164V165H108ZM139 164V163H138ZM196 164V163H195ZM30 165V167H28ZM35 165H37V164H35ZM44 166H45V164H43ZM47 165V166H48ZM50 165H52L53 166V164H50ZM65 165H68L70 168H71V170H73V171H71V172H74V171H76V170H78L77 172H74L72 175H74V177L76 176V179L75 180H73V177H71L72 175H71V173H69V172H67L66 174H65V171H67L68 169V167L67 166H65ZM88 165V166H87ZM108 165V166H107ZM119 165V164H118ZM118 165H116V164H114V167H117ZM121 165H123V164H120V166ZM130 166H132L131 164H129ZM136 165V164H135ZM142 165V164H141ZM147 165L148 166H150L148 163H147ZM154 165V164H153ZM203 165V164H202ZM237 165V166H236ZM2 165H0V169H2V167H1ZM47 166H45V167H40L41 169H38L39 171H36L37 169L34 167H32L33 168V170H34V172L36 171L37 172V175H38V173H39V175H41L40 173H42L43 175L45 174V176H43L44 178H46V177H50V179L48 178V181L51 183L52 182V184L51 185H56V184H53V179L51 178V176L50 175H48V173H43V171L45 172V168L47 167ZM84 166V167H85ZM124 166V165H123ZM130 166H128V167H130ZM213 166V165H212ZM215 166V165H214ZM236 166V167H235ZM8 167V166H7ZM13 167V166H12ZM37 167V168H38ZM65 167H66V170H65ZM73 167V168H72ZM86 167H85V170H84V173L86 174V171H88V170H86ZM108 167V168H107ZM122 167V166H121ZM135 167H137V165L135 166ZM140 167V166H139ZM216 166L214 167V168H217ZM5 168V167H4ZM32 168H31V170H32ZM44 168V169H43ZM120 167H118V168H116V169H119ZM123 168V167H122ZM144 168V167H143ZM201 168V167H200ZM224 168V169H223ZM9 169H13V168H9ZM36 169V170H35ZM43 169V170H42ZM103 169H99V170H103ZM124 169H125V166H124ZM130 169V168H129ZM128 169V170H129ZM132 169V168H131ZM130 169V170H131ZM141 169V168H140ZM202 169H203V167H202ZM237 169V168H236ZM235 169V170H236ZM241 169V168H240ZM251 169V168H250ZM255 169V168H254ZM253 169V170H254ZM16 170V169H15ZM29 170V174H32V173H30L31 172V170L30 169H28ZM32 170V171H33ZM42 170V171H41ZM63 170H65V171H63ZM105 170V171H106ZM115 170V169H114ZM120 170H121V168H120ZM123 170V169H122ZM130 170L128 171L129 173H130ZM133 170V169H132ZM216 171H218L217 169H215ZM0 171H2V170H0ZM6 171V170H5ZM63 171V172H62ZM69 171V170H68ZM96 171V172H95ZM104 171V170H103ZM102 172V171H100V172H102V173H105V174H108L107 172L108 171H106V172ZM113 171V170H112ZM215 171V172H216ZM7 172V171H6ZM6 172L4 173V174H6ZM35 172V173H36ZM78 172H80V173H78ZM93 172V173H92ZM95 172V173H94ZM115 172V171H114ZM116 172H117V170H116ZM135 172V171H134ZM141 172V171H140ZM144 172H145V169H144ZM200 172V171H199ZM235 172V171H234ZM23 173H21L22 175H23ZM27 173V172H26ZM26 173H24L25 175L24 176H26ZM27 173V174H28ZM34 173V174H35ZM55 173V174H54ZM62 173H64V174H62ZM69 173V174H68ZM75 173H78V174H80V175H77V174H75ZM117 173H119V172H117ZM122 174L124 173V174H127V173H125V170L124 171H122L121 172ZM135 173H138V172H135ZM196 173V172H195ZM203 173V172H202ZM217 173V172H216ZM219 173H221V170H220V172H218V174L217 175H219ZM4 174H2V175H4ZM15 174V173H14ZM27 175V176H30V175ZM33 174V175H34ZM95 174V175H94ZM114 174V173H113ZM124 174H123V176H124ZM132 174V173H131ZM143 174V173H142ZM146 174V173H145ZM144 174V175H145ZM208 174V173H207ZM211 174H213V172L211 173ZM249 174V173H248ZM264 174V173H263ZM10 175V174H9ZM8 175V176H9ZM46 175H48V176H46ZM63 175V176H62ZM64 175H66V176H68V177H64ZM87 175V174H86ZM87 175V176H88ZM109 175V174H108ZM114 175H116V174H114ZM120 175V174H119ZM128 175V174H127ZM127 175H125L124 177H126ZM136 176L138 175V174H135ZM36 176V175H35ZM80 176V177H79ZM105 176H107V175H105ZM141 176V175H140ZM184 176V175H183ZM193 176V175H192ZM206 176V175H205ZM208 176V175H207ZM264 176V175H263ZM4 177V176H3ZM6 177H7V175H6ZM10 177V176H9ZM13 177V176H12ZM37 177V176H36ZM42 177V175L39 177L40 179L39 180H41V178L44 180V178ZM66 178L67 179V182L69 181L68 180V178H71L70 180H73L74 181V183H73V181H72V183L74 184H70V183H68V185H72V187L70 186H68L66 183V180L65 179H63L64 181H62V179L61 178ZM79 179H78V178ZM132 177V176H131ZM139 177V176H138ZM185 177V176H184ZM196 177V176H195ZM210 177H212V176H210ZM219 177H220V175H219ZM20 178H24L23 176H20ZM33 178V177H32ZM38 178V177H37ZM107 178V177H106ZM112 178V177H111ZM114 178V177H113ZM112 178V179H113ZM128 178V177H127ZM136 178V177H135ZM143 178V177H142ZM194 178V177H193ZM221 178V177H220ZM243 178V177H242ZM259 178V177H258ZM10 179V178H9ZM84 179H85V177H84ZM96 179V180H95ZM206 179V178H205ZM204 179V180H205ZM254 179V178H253ZM252 179V180H253ZM255 179H257V178H255ZM260 179H262V178H260ZM260 179H258V180H256L257 182L258 181H260L261 182V180ZM22 180V179H21ZM38 180V183H40L41 181H39ZM42 180V183L44 182L45 183V181H43ZM46 180V179H45ZM57 180H58V182H57ZM90 180V181H91ZM104 180V179H103ZM105 180H107V179H105ZM125 180V179H124ZM129 180V179H128ZM133 180V179H132ZM131 180V181H132ZM167 180V179H166ZM169 180V179H168ZM198 180V179H197ZM219 180V179H218ZM217 180V181H218ZM222 180V179H221ZM6 181V180H5ZM18 181H20V180H18ZM24 181V180H23ZM22 181V182H23ZM27 181V183L28 184H30V181H29V178L26 180ZM29 181V182H28ZM37 181V180H36ZM60 181V182H59ZM134 181H136V180H134ZM172 181V180H171ZM180 181V180H179ZM186 181V180H185ZM195 181V180H194ZM65 183V185H64V183ZM70 182V181H69ZM84 182V181H83ZM104 182H106V181H104ZM119 182V181H118ZM129 182V181H128ZM127 182V183H128ZM183 182V181H182ZM215 182V181H214ZM249 182V181H248ZM262 182H264V181H262ZM11 183V182H10ZM19 183V182H18ZM21 183V182H20ZM50 183L48 184V186L51 188V189H53L51 186H50ZM63 183V184H62ZM100 183V182H99ZM112 183H114V182H112ZM120 183V182H119ZM141 183V182H140ZM181 183V182H180ZM196 183V182H195ZM202 183V182H201ZM200 183V184H201ZM221 183V182H220ZM224 183H226V182H224ZM229 183V185H233V183L232 184H230ZM235 183V182H234ZM251 183V182H250ZM17 184V183H16ZM75 184H77V186L79 185V187H77V186H75ZM102 184V183H101ZM107 184V183H106ZM118 184V183H117ZM125 184V181H124V183H123V185ZM132 184V183H131ZM178 184V183H177ZM183 184V183H182ZM200 184H199V186H200ZM203 184V183H202ZM205 184V183H204ZM236 184V183H235ZM242 184V183H241ZM251 184H253L254 185V183H251ZM20 185H22V186H24L25 185V181H24V185L21 183ZM36 185H38L37 184V182H36ZM58 185H56V186H58ZM93 185H95V184H92V186ZM103 185V184H102ZM108 185V184H107ZM114 185V184H113ZM126 185V184H125ZM163 185H165L164 183H163ZM167 185V184H166ZM169 185L171 186V184L169 183ZM168 185V186H169ZM174 185V184H173ZM195 185V184H194ZM206 185V184H205ZM226 185V184H225ZM228 185V186H229ZM255 185H257V187H258V184H256L255 183ZM28 186H30V188L31 187H33V184H32V186L31 185H28ZM39 187L41 186V188L43 187V185H38ZM47 186V185H46ZM45 186V187H46ZM63 186H65V190L68 188H74L75 189V187L77 188V190H74L73 189V191H72V189L71 190H69L68 191V189H67V191H64L63 189L64 188H62ZM68 186V187H67ZM91 186V185H90ZM181 186V185H180ZM192 186V185H191ZM202 186H204V185H202ZM250 186V185H249ZM264 186V185H263ZM25 187H27L26 185H25ZM35 187V186H34ZM39 187H37L38 188V190H39ZM94 187V186H93ZM207 187V186H206ZM252 187V186H251ZM254 187V186H253ZM18 188V187H17ZM20 188V187H19ZM22 188V187H21ZM40 188V189H41ZM47 188V187H46ZM49 188V190H51ZM96 188V187H95ZM191 188V187H190ZM189 188V189H190ZM262 188V187H261ZM28 189V188H27ZM34 189V188H33ZM35 189H36V187H35ZM34 189V190H35ZM42 189H44V187L42 188ZM90 189V188H89ZM92 189V188H91ZM115 189V188H114ZM125 189H126V187H125ZM163 189V188H162ZM182 189V188H181ZM183 189H185V188H183ZM188 189V190H189ZM229 189V188H228ZM244 189V188H243ZM23 190V189H22ZM25 190V189H24ZM32 189H29L28 191H29V193H30V191H31ZM48 190V191H49ZM97 190H100L99 188L97 189ZM111 190H113V189H111ZM124 190V189H123ZM127 190V189H126ZM173 190V189H172ZM175 190V189H174ZM190 190H192V189H190ZM195 190V189H194ZM254 189H252V191H253ZM261 190H263V189H261ZM41 191V190H40ZM39 191V192H40ZM45 191V189L43 190V192ZM56 191V190H55ZM79 191H81L80 189H79ZM117 191V190H116ZM119 191V190H118ZM159 191V190H158ZM160 191H161V189H160ZM164 191V190H163ZM228 191V190H227ZM35 192V191H34ZM38 192V193H39ZM42 191H41V193H43ZM46 192V191H45ZM43 193V196L41 195L40 196V194L41 193H39V196L42 198V199H44V201L45 200H47V199H45V198H43L45 195H46V193ZM53 192H54V190H51V193L53 194ZM58 192H55V193H57L58 194ZM182 192V191H181ZM195 192V191H194ZM225 192V191H224ZM234 192V191H233ZM232 192V193H233ZM256 193V198L260 195L258 192H257V190L255 191ZM33 192L31 191V195H33L32 194ZM36 193V192H35ZM79 194L77 195L76 193V196H80L81 195V193L80 192H78ZM98 193H101V192H98ZM161 193V192H160ZM163 193V192H162ZM198 193V192H197ZM200 193H202V191L200 190ZM204 194L203 195H205V197L207 196L206 194H205V192H203ZM231 193V194H232ZM250 193V192H249ZM17 194V193H16ZM20 194H22V193H20ZM24 195H25V193H23ZM50 194V193H49ZM57 194H53L54 195V197L55 196H58ZM103 194V193H102ZM175 194V193H174ZM177 194V193H176ZM193 194V193H192ZM209 194V193H208ZM253 194V193H252ZM23 195V196H24ZM27 195V194H26ZM30 195V196H31ZM74 195V194H73ZM98 195V194H97ZM177 195H180V194H177ZM196 195V194H195ZM18 196V195H17ZM29 196V195H28ZM27 196V197H28ZM38 196V197H39ZM48 196V195H47ZM46 196V197H47ZM50 196H51V199L49 198V197H47L48 198V201L47 202H49L50 203V201H49V199L50 200H52L54 197H52V195L50 194ZM62 197L64 196V195H61ZM84 195H82L81 197H83ZM89 196V195H88ZM87 196V200H89L90 201V203L89 204H91V199L89 198ZM92 196H95V195H92ZM99 196V195H98ZM192 196V195H191ZM190 196V198H192ZM250 196V195H249ZM26 197V198H27ZM34 198H36V195L35 196H33ZM60 197V195L57 197L58 199H60V201H63L64 202V200H61V198H59ZM66 197V196H65ZM62 198V199H65V200H67L68 198ZM80 197V198H81ZM85 197H86V195L83 197V199L88 203V201L85 199ZM103 197V196H102ZM127 197V196H126ZM150 197H152V196H150ZM160 197V196H159ZM226 197V196H225ZM25 198V197H24ZM25 198V199H26ZM31 198V197H30ZM33 198V199H34ZM57 198H54V199H57ZM99 198V197H98ZM101 198V197H100ZM109 198H111V196L109 197ZM113 198V197H112ZM123 198V197H122ZM193 198H195V197H193ZM200 198H201V196H200ZM203 198V197H202ZM207 198V197H206ZM249 198V197H248ZM254 199L255 201L257 200V199ZM37 199V198H36ZM39 199V198H38ZM96 199V198H95ZM116 199V198H115ZM128 199H130V198H128ZM151 199V198H150ZM168 199V198H167ZM241 199V198H240ZM17 200V199H16ZM24 200V199H23ZM40 200V199H39ZM72 202H74L75 203V201H76V204H74V203H72V206L75 208L76 206H78V207H80L79 205H81V207H82V205H83V207H84V202H82V204L79 202L78 204H77V201L78 200H75V199H73L72 198ZM75 200V201H74ZM110 200H112L113 202H114V200L113 199H110ZM126 200V199H125ZM154 201H155V198L153 199ZM152 200V201H153ZM161 200V199H160ZM165 199H163V201H164ZM202 200V199H201ZM243 200V199H242ZM26 201H28V203H29V200H26ZM30 201H33L32 199L30 200ZM34 201L36 202V200L34 199ZM38 201V200H37ZM40 201H43V200H40ZM57 203H58V201L57 200H55ZM60 201H59V203H60ZM71 201V200H70ZM99 200H97V202L96 203H98V205H100L99 204V202H98ZM122 201H123V199H122ZM127 201V200H126ZM125 201V202H126ZM130 201V200H129ZM148 201H149V199H148ZM147 201V202H148ZM152 201L150 200V202L152 203ZM157 201V200H156ZM155 201V202H156ZM179 201V200H178ZM182 201V200H181ZM184 201V200H183ZM231 201V200H230ZM14 202V201H13ZM35 202H33V205L35 204ZM46 202V201H45ZM56 202H54V203H56ZM61 203L62 205L61 206H63V204L65 205V203ZM85 202V203H86ZM102 201L100 200V203H101ZM117 202V201H116ZM124 202V201H123ZM131 202V201H130ZM141 202V201H140ZM144 202H146V200L144 201ZM166 202H168V200L166 201ZM166 202H165V204H166ZM192 202V201H191ZM195 202H197L196 204H198V202L199 201H195ZM237 202H238V200H237ZM20 203V202H19ZM22 203V202H21ZM32 203V202H31ZM30 203V204H31ZM54 203H51V204H47V203H44L43 205H44V208L46 209L48 206V208L47 209H50V207L51 206H53V205H57V203L56 204H54ZM67 203V202H66ZM104 203V202H103ZM137 203V202H136ZM139 203V202H138ZM143 203V202H142ZM161 203H164V202H161ZM200 204H202V205H207V204H205L206 202L204 201V202H202V201H200L199 202ZM252 203V202H251ZM29 204V205H30ZM47 204V205H46ZM53 204V205H52ZM74 204V205H73ZM95 204V203H94ZM113 204V203H112ZM112 204H110L111 206H112ZM115 205L117 204V203H114ZM126 204H128L127 202H126ZM133 204V203H132ZM149 204V203H148ZM184 204V203H183ZM193 204H195V203H193ZM195 204V205H196ZM228 204V203H227ZM13 205H15V204H13ZM45 205L47 206V207H45ZM97 205V204H96ZM131 205V204H130ZM137 205V204H136ZM194 205V206H195ZM252 205V204H251ZM250 205V206H251ZM38 206V205H37ZM58 206H59V204H58ZM87 206H89L88 204H87ZM86 205H85V207H87ZM91 206V205H90ZM89 206V212L88 213H91V211H90V208H91V210L93 209V207H90ZM93 206V205H92ZM114 206V205H113ZM112 206V207H113ZM118 206V205H117ZM120 206V205H119ZM147 206V205H146ZM149 206V205H148ZM153 206V205H152ZM161 207H162V205H160ZM166 206V205H165ZM168 206V205H167ZM173 206H179V205H174L173 204ZM172 206V207H173ZM185 206H187V205H185ZM193 206V205H192ZM197 206V205H196ZM198 206H199V208L200 207H202L201 205H199L198 204ZM208 206V205H207ZM206 206V207H207ZM211 206H212V204H211ZM225 206V205H224ZM249 206V207H250ZM254 206V205H253ZM20 207V206H19ZM22 207V206H21ZM24 207V206H23ZM35 207V206H34ZM40 208H41V206H39ZM67 207H68V205H67ZM82 207V208H83ZM84 207V208H85ZM96 207H98V206H96ZM95 207V208H96ZM104 207V206H103ZM137 207V206H136ZM140 207V206H139ZM150 207V206H149ZM163 207H164V205H163ZM163 207H162V209H163ZM171 207V209H173V208H176V207H173L172 208ZM235 207V206H234ZM252 207V206H251ZM2 208V207H1ZM29 208V207H28ZM37 208V207H36ZM35 208V209H36ZM43 208V207H42ZM41 208V209H42ZM42 209V210H45V209ZM52 208H54V207H52ZM52 208L50 209V210H52ZM69 208V207H68ZM94 208V209H95ZM99 208V207H98ZM98 208H97V210H98ZM118 208V207H117ZM122 208V207H121ZM169 208H170V205H169ZM179 208V207H178ZM185 208V207H184ZM191 208V207H190ZM204 207H202V209H203ZM35 209H34V211H35ZM40 209V210H41ZM55 209V208H54ZM56 209H57V207H56ZM58 209H59V207H58ZM57 209V210H58ZM65 209V214H66V218H67V220H69L68 219V217H67V208L66 207H64L63 206V209L62 210H64ZM76 209H79V212L80 211H82V209L80 210V208H77L76 207ZM100 209H103V208H99V211L100 212H102L103 210H100ZM120 209V208H119ZM124 210H125V208H123ZM138 209V208H137ZM140 209V208H139ZM138 209V210H139ZM151 209V208H150ZM157 209V208H156ZM155 209V210H156ZM168 209V208H167ZM201 209V208H200ZM205 209V208H204ZM203 209V210H204ZM207 209V208H206ZM205 209V210H206ZM223 209V208H222ZM250 209V208H249ZM15 210V209H14ZM18 210V209H17ZM20 210V209H19ZM22 210V209H21ZM38 210H39V208H38ZM36 211L37 213H39V214H41L40 212L41 211ZM50 210H48L50 213L52 212V211H54V210H52V211H50ZM61 210V211H62ZM96 210V209H95ZM122 210V209H121ZM123 210V211H124ZM127 211H128V209H126ZM125 210V211H126ZM137 210V211H138ZM143 210H144V208H143ZM155 210H153V211H155ZM174 210V209H173ZM176 210V209H175ZM181 210H182V208H181ZM186 210V209H185ZM191 210H192V208H191ZM193 210H196L195 209V207H193ZM198 210V209H197ZM214 210V209H213ZM228 210V209H227ZM1 211V210H0ZM27 211V210H26ZM29 211V210H28ZM74 211V210H73ZM116 211V210H115ZM117 211H118V209H117ZM150 211V210H149ZM158 211V210H157ZM156 211V212H157ZM161 210H159V212H160ZM172 211V210H171ZM178 211V210H177ZM183 211V210H182ZM187 211V210H186ZM188 211H189V209H188ZM234 212L233 213H229L230 214V216L228 217V218H226L225 216V218L223 217L222 218V214L220 215V211L218 212V213H216V214H218L221 218H222V221L224 220V219H226V221H231L232 223H233V225H234V227H236L239 223H242V225H240V226H242V228L244 227V230L242 229V232H244L243 233V235H246L247 237L246 238H248L249 240V243H247L248 245L250 244V246H251V250L250 249H248L247 251L248 252H246L245 254H243L242 256L245 258L244 260H242V259H239L240 257V255L237 257V264H249L250 262L249 261H252L254 258L255 259H261L262 260V258H261V256H263V253L262 252H264V251H259V249L260 248H258L257 247V244L253 241V240H256V239H258V237L259 238H261L260 236H258V233H259V230L261 231L263 228H264V206H261L260 208H258V209H253V210H250L249 211V214H247V215H249V216H247L246 218H244V219H241V216L243 215V213H242V215H240V217L238 216L239 215V213L240 212H244L245 211V209L243 210V209H241V207H240V205L239 206H237L236 208H235V210H233ZM5 212V211H4ZM18 212V211H17ZM49 212H46V213H49ZM54 212H56L57 214H58V211H54ZM68 212H69V214H68V216L70 215V211H69V209H68ZM75 212V211H74ZM83 212V211H82ZM109 211H107L106 213L104 212V214H107V216H108V213ZM122 212V211H121ZM143 212H145V211H143ZM166 212V211H165ZM170 212V211H169ZM179 212V211H178ZM189 212H191V211H189ZM217 212V211H216ZM229 212V211H228ZM227 212V213H228ZM2 213V212H1ZM20 213V212H19ZM45 213V212H44ZM53 213V212H52ZM76 213H78V211L76 212ZM86 214V212H83V214ZM114 213V212H113ZM119 213V212H118ZM124 213H126V212H124ZM129 213V212H128ZM140 213V212H139ZM142 213V212H141ZM147 213V212H146ZM162 213V212H161ZM164 213V212H163ZM172 213V212H171ZM174 213V212H173ZM186 213V212H185ZM224 213H226V211L224 212ZM226 213V214H227ZM247 213V212H246ZM5 214V213H4ZM13 214V213H12ZM18 214V213H17ZM16 214V215H17ZM32 214V213H31ZM54 214V213H53ZM57 214H54V215H56L57 216V218L59 217V215H57ZM84 214V215H85ZM110 214H112L111 212H110ZM109 214V215H110ZM127 214V213H126ZM148 214V213H147ZM146 214V215H147ZM160 213H158V215H159ZM175 214V213H174ZM181 214H183V212L181 213ZM188 214V213H187ZM192 214V215H191ZM195 214H196V212H195ZM215 214V215H216ZM234 214H236V216L234 215ZM2 214H0V216H1ZM32 215H34V216H32V217H35L36 215H35V213H33ZM44 214H42V216H43ZM53 215V216H54ZM74 215H75V213H74ZM84 215H82L83 216V218H84ZM87 215V214H86ZM85 215V216H86ZM101 215V217L100 218H104V217H102V215H103V213H101L100 214ZM129 215H132V214H130L129 213ZM129 215H126V217H124V216H122V218L124 217V218H127V216L128 217H132V216H129ZM144 215V213L142 214V216ZM168 215H169V213H168ZM185 215V214H184ZM217 215V216H218ZM228 215V214H227ZM5 216V215H4ZM22 216V215H21ZM23 216H24V214H23ZM29 216V215H28ZM38 216H41V215H38ZM38 216H36L37 218H38ZM41 216V217H42ZM44 216H46V214L44 215ZM42 217L43 219L45 218V217ZM52 215L50 216V214L48 215L47 214V218L48 219H50L51 220V217H53ZM56 216H55V218L54 219H56ZM88 216V215H87ZM87 216H86V220H87ZM89 216H90V214H89ZM106 216V215H105ZM112 216H114V215H111V217ZM118 216V215H117ZM137 216V215H136ZM139 216V215H138ZM162 216V215H161ZM164 216V215H163ZM171 216V215H170ZM169 216V217H170ZM187 216H192V218H190V220H194V221H196L197 220V217H196V215L194 216V213H193V211L189 214V215H187ZM209 216V215H208ZM211 216V215H210ZM3 217V216H2ZM2 217H0V218H2ZM41 217H39L40 219H41ZM70 217V216H69ZM91 217V216H90ZM89 217V218H90ZM176 217V216H175ZM220 217H218V219L220 218ZM243 217V216H242ZM6 218H8V217H6ZM6 218H5V220H6ZM16 218H18V217H16ZM25 218H27V215H26V217H24V219ZM82 218V219H83ZM88 218V219H89ZM97 218V217H96ZM99 218V219H100ZM105 218H108V219H110V217H105ZM114 218H118V217H113V219ZM122 218H121V220H122ZM136 218H138V217H136ZM188 218V217H187ZM200 218H201V216H200ZM215 218V217H214ZM220 218V219H221ZM3 219V218H2ZM13 219V218H12ZM15 219V218H14ZM23 219V218H22ZM42 219V220H43ZM52 220V221H50V222H53V221H59V218L57 219V220ZM61 219V222H59V223H56L55 222V224H59L60 225V223L62 224V220H64V221H67L66 219H62V218H60ZM73 219V218H72ZM71 218H70V220H72ZM108 219H106V220H108ZM127 219H129V218H127ZM132 219V218H131ZM135 219V218H134ZM147 219V218H146ZM172 219V218H171ZM178 219H179V217H178ZM181 219V218H180ZM196 219V220H195ZM210 219H212V218H210ZM219 219V220H220ZM15 220H17V219H15ZM19 220V219H18ZM21 220V219H20ZM37 219H35L34 221H36ZM170 220V219H169ZM175 220V219H174ZM174 220H172V221H174ZM182 220V219H181ZM202 220V219H201ZM218 220V221H219ZM1 221V220H0ZM3 221H4V219H3ZM22 221L23 220H21V221H19L20 223H21V225L23 224L22 223ZM26 221V220H25ZM38 221H41V220H38ZM99 221V220H98ZM113 221H116V222H114V224L115 223H117L118 221H117V219H114ZM162 221H164L163 219L160 221L159 220V223H162ZM171 221V220H170ZM198 221H199V219H198ZM225 221V222H226ZM15 222V221H14ZM17 222V221H16ZM15 222V224H17ZM28 222V221H27ZM43 222V221H42ZM77 222V221H76ZM121 222V221H120ZM142 222H144V221H142ZM141 222V223H142ZM154 222V221H153ZM167 221H166V219H165V223H166ZM193 222V221H192ZM207 222H210V221H206V223ZM4 223V222H3ZM8 223V222H7ZM11 223H12V221H11ZM19 223V224H20ZM38 223V222H37ZM47 223V222H46ZM72 224H73V222H71ZM82 224H83V222H81ZM80 223V224H81ZM89 223H92V220H91V222H89ZM119 223V222H118ZM115 224V226L117 227V228H119L118 227V225L119 224ZM146 223V222H145ZM148 223H150V222H147L146 224V226H148ZM168 223V222H167ZM195 223V222H194ZM196 223H197V221H196ZM199 223V222H198ZM202 223V222H201ZM222 223H224V222H222ZM227 223V222H226ZM5 224V223H4ZM43 224V223H42ZM51 224V223H50ZM49 224V225H50ZM53 224H54V222H53ZM53 224H51V225H53ZM64 224V223H63ZM66 224H68L67 222H66ZM78 224L79 223H77L76 225H75V223H74V227L75 226H78ZM79 224V225H80ZM101 223H99V225H100ZM134 224V223H133ZM158 224V223H157ZM162 224H164V223H162ZM252 224V226L250 227V225ZM7 225V224H6ZM65 225V224H64ZM69 225V224H68ZM93 225V224H92ZM141 225V224H140ZM158 225H160V224H158ZM167 225H171V224H167ZM173 225V224H172ZM198 225V224H197ZM196 225V226H197ZM208 225V224H207ZM221 225V224H220ZM232 225V226H233ZM11 226H14V224L13 225H11ZM17 226V225H16ZM26 226V225H25ZM45 226V225H44ZM43 226V227H44ZM61 226V225H60ZM63 226V225H62ZM70 226V225H69ZM83 226H85V225H83ZM83 226H82V228L79 226V229L80 230H84L83 229ZM102 226V225H101ZM101 226H99V227H101ZM151 226V225H150ZM150 226L148 227V228H150ZM161 227H163L161 230H163L164 229V225H160ZM177 226V225H176ZM202 226V225H201ZM200 226V227H201ZM210 226H211V222H210ZM209 226V227H210ZM0 227H1V225H0ZM22 227V229L24 228L23 226H21ZM49 227V226H48ZM47 227V228H48ZM52 227V226H51ZM63 227H65V226H63ZM124 227V226H123ZM155 227V226H154ZM153 227V228H154ZM182 227V226H181ZM194 227V226H193ZM193 227H191V229H187V230H185V232L184 233H181V235L182 236H184L185 235V240L186 241H191V240H193L192 239V237H193V230H192V228ZM221 227V226H220ZM46 228V229H47ZM69 228V227H68ZM76 228H78V227H76ZM95 228V227H94ZM92 229V227H91V229L92 230H95V229ZM102 228V227H101ZM106 228V227H105ZM104 227H103V229L106 231V232H104L103 231V233L104 234H106L107 233V230L105 229ZM109 228V227H108ZM107 228V229H108ZM136 228V227H135ZM142 228V227H141ZM171 228V227H170ZM184 228V227H183ZM182 228V229H183ZM199 228V227H198ZM4 228H2V230H3ZM36 229V228H35ZM69 229H73V228H71V226H70V228ZM87 229V228H86ZM88 230L87 229V231H88V233L90 232V231H92V230ZM102 229V230H103ZM133 229V228H132ZM137 229V228H136ZM167 229H168V227H167ZM179 229V228H178ZM202 229V228H201ZM204 229V228H203ZM211 229V228H210ZM13 230V229H12ZM73 230H76L75 228L73 229ZM80 230H78V231H80ZM101 230V229H100ZM101 230V231H102ZM118 230V229H117ZM120 230V229H119ZM126 230V229H125ZM149 230V229H148ZM160 230V231H161ZM164 230H166V229H164ZM195 230H196V228H195ZM206 230V229H205ZM25 231V230H24ZM27 231H31L30 229L28 230L27 229ZM69 231H71V230H69ZM108 231H111L110 229H108ZM144 231V230H143ZM142 231V232H143ZM160 231H158L159 233H161V235L163 236L165 233L163 232V234H162V231L160 232ZM168 231H169V229H168ZM168 231L166 230V232L168 233ZM215 231V230H214ZM223 231V230H222ZM239 231V230H238ZM2 232H5V231H0V234L2 233ZM72 232V231H71ZM122 232V231H121ZM129 233L131 232V230L130 231H128ZM150 232V231H149ZM157 231H155V233H156ZM170 232V231H169ZM174 232V231H173ZM176 232V231H175ZM174 232V233H175ZM183 232V231H182ZM241 232V233H242ZM14 233V232H13ZM24 233V232H23ZM38 233V232H37ZM75 233V232H74ZM77 233V232H76ZM81 233V232H80ZM85 233H87L86 232V230H85ZM84 233V234H85ZM102 233V232H101ZM103 233H102V235H103ZM109 233H111V232H108V234ZM141 233V232H140ZM139 233V234H140ZM144 233V232H143ZM154 233V234H155ZM159 233H157L158 234V236L160 235ZM170 233H172V232H170ZM232 233V231L231 232H227V233H224V232H221L220 230H217V231H215L214 232V235L211 237V239L212 240H215L212 244H211V241L212 240H210V245L211 246H209V247H207L208 245H206V247L205 248H202V249H199L198 248V250H196V249H193V247L192 246H189L188 245V247H184V249L182 250L181 249V252H180V250L178 249L180 246H182V245H180V246H178V244L176 245L177 247H174V245H172L171 246V244H173V243H171L170 244V246H163V247H161V246H159V249H160V247H161V250L159 251L157 248H158V245L157 244H159L162 240H160V242H159V240L158 239H156L159 243H156V244H154L155 242H157L156 240H154L155 242L152 244L153 246H154V248H153V251H152V249L150 250L149 248H147L148 249V251L147 252H154V250H155V246H157L156 247V250H155V252H157V254H156V256L157 257H159L160 259L162 258V256L163 255H166L165 257L167 258L168 256H172L174 259L172 260V257L171 258H169V260L171 259L172 261H169L170 263L169 264H172V263H175L176 261H179V263H181L180 261H182V262H186L185 264H220V262L224 259V254L226 253V255L225 256H227L228 254L227 253H236V251L235 250H233V247H234V236H232L233 237V240L231 239L232 237H231V235L233 234H231ZM5 234V233H4ZM25 234V233H24ZM53 234V233H52ZM83 234V233H82ZM99 235V239H100V237H102V236H100V232L98 233ZM112 234V233H111ZM136 233H132L131 232V234H130V236L131 235H135ZM138 233H137V236L139 235ZM149 234V233H148ZM153 234V233H152ZM152 234L150 235V236H152ZM154 234H153V236H154ZM157 234H156V236L155 237H157V238H159L158 236H157ZM184 234V235H183ZM201 234V233H200ZM213 234V233H212ZM238 234V233H237ZM15 235V234H14ZM49 235V234H48ZM73 235V234H72ZM160 235V236H161ZM166 235H168V234H166ZM171 235V234H170ZM169 235V236H170ZM172 235H173V233H172ZM195 235V234H194ZM202 235V234H201ZM211 235V234H210ZM209 235V236H210ZM238 235H240V233L238 234ZM2 236H4L3 234H2ZM33 236H35V233H34V235L32 234V239L34 238ZM37 236V235H36ZM49 236H51V235H49ZM54 236V235H53ZM82 236V235H81ZM106 236H109L110 237V235H107L106 234ZM136 236V235H135ZM136 236V237H137ZM142 236V234L140 235V238L143 240V237H141ZM152 236V237H153ZM161 236V237H162ZM168 236V238H175L174 236L173 237H169ZM1 237V236H0ZM12 237V239L10 240V241H12V240H14L13 239V235L11 236ZM16 237V236H15ZM21 237V236H20ZM71 237H73V236H71ZM86 237H88V236H85L84 235V238H86ZM90 237V236H89ZM152 237H151V239H152ZM180 237V236H179ZM208 237V236H207ZM3 238V237H2ZM1 238V239H2ZM5 238V237H4ZM17 238V237H16ZM36 238V237H35ZM34 238V239H35ZM51 238V237H50ZM57 238V237H56ZM83 238V237H82ZM102 238H104L105 239V236L104 237H102ZM130 238V237H129ZM133 238L134 237H132V240H133ZM145 238V237H144ZM147 238V237H146ZM145 238V239H146ZM165 238H166V236H165ZM178 238V237H177ZM236 238V237H235ZM10 239V238H9ZM28 239V238H27ZM26 239V240H27ZM37 239H39V238H37ZM88 239H90V238H87V242L89 241ZM91 239H93V241H94V238H91ZM104 239H100V240H104ZM107 239H111V237L110 238H107ZM138 237L135 239L134 238V240H136L138 243H143V242H139L138 240ZM140 239V240H141ZM144 239V240H145ZM160 239V238H159ZM167 239V238H166ZM182 239L184 240V237H182ZM3 240H5V239H3ZM36 240V239H35ZM74 240V239H73ZM72 240V241H73ZM123 240V239H122ZM127 240H128V238H127ZM127 240H125L124 239V241L126 242ZM130 240H131V238H130ZM147 240V239H146ZM145 240V241H146ZM168 240V239H167ZM202 240H203V238H202ZM238 240V239H237ZM240 240V239H239ZM238 240V241H239ZM246 240V239H245ZM244 240V241H245ZM260 240V239H259ZM54 241V240H53ZM86 241V240H85ZM107 240H105L104 242H106ZM112 240H110L109 242L107 241V243H109L110 244V247L109 248H112L111 247V242ZM114 241H117V240H115L114 239ZM144 241V242H145ZM148 241V240H147ZM169 241V240H168ZM168 241L166 242V243H168ZM173 241V240H172ZM174 241H175V239H174ZM180 241V240H179ZM185 241V242H186ZM206 241H207V239H206ZM205 241V242H206ZM251 241V242H250ZM31 242V241H30ZM87 242H85V243H87ZM91 242V241H90ZM89 242V245L88 246H90L91 245V243ZM99 242V241H98ZM103 242V241H102ZM136 242V243H137ZM183 242V241H182ZM184 242V243H185ZM1 243V242H0ZM56 243V242H55ZM57 243H58V241H57ZM65 243H66V241H65ZM68 243V242H67ZM76 243V242H75ZM82 243V242H81ZM81 243H79V245L81 244ZM138 243H137V245H138ZM145 243H147V242H145ZM145 243H143V244H145ZM192 243V242H191ZM204 243V242H203ZM207 243V242H206ZM4 244H5V242H4ZM15 244V243H14ZM19 244V243H18ZM50 244V243H49ZM48 244V245H49ZM52 244V243H51ZM59 244V243H58ZM57 244V245H58ZM175 244V243H174ZM193 244V243H192ZM244 244V243H243ZM246 244V243H245ZM259 244H261V243H259ZM13 245V244H12ZM12 245L10 244V247L11 248H13L12 247ZM20 245V244H19ZM23 245V244H22ZM21 245V246H22ZM75 245V244H74ZM86 245V244H85ZM86 245V246H87ZM107 245V244H106ZM105 245V246H106ZM124 245V244H123ZM122 245V246H123ZM185 245V244H184ZM183 245V246H184ZM187 245V244H186ZM237 245V244H236ZM5 246H6V244H5ZM30 246V245H29ZM67 246H68V244H67ZM113 246V245H112ZM115 246H117V245H115ZM141 246H142V249L145 247L144 245H142L141 244ZM141 246H139L140 247V249H141ZM144 246V247H143ZM182 246V247H183ZM7 247V246H6ZM14 247H15V245H14ZM60 247V246H59ZM81 248H82V246H80ZM119 246H117V251H118V248ZM17 248V247H16ZM92 248V247H91ZM101 248V247H100ZM196 248V247H195ZM5 249H9L8 247L7 248H5ZM22 249V248H21ZM84 249V248H83ZM145 249V251H146V248H144ZM143 249V250H144ZM28 250H29V248H28ZM34 250V249H33ZM69 250V249H68ZM75 250V249H74ZM85 250V249H84ZM89 250V249H88ZM90 250H93V249H90ZM89 250V251H90ZM97 250V249H96ZM102 250V249H101ZM108 250V249H107ZM106 250V251H107ZM112 250H115V249H112ZM111 250V251H112ZM150 250V251H149ZM240 250V249H239ZM261 250V249H260ZM98 251H100V250H98ZM109 251V250H108ZM120 251H122V250H120ZM134 251V250H133ZM145 251H143L142 253H144ZM159 251V252H158ZM163 251V252H162ZM85 252H87V251H85ZM114 252V251H113ZM116 252V251H115ZM125 252V251H124ZM131 252V251H130ZM135 252V251H134ZM139 253H140V250L138 251ZM138 252H135V253H138ZM92 253H94V251L92 252ZM110 253V252H109ZM112 253V252H111ZM119 254L121 253V252H118ZM123 253V252H122ZM132 253V252H131ZM150 253H149V255H150ZM88 254H89V252H88ZM90 254H91V252H90ZM89 254V255H90ZM104 254V253H103ZM113 254V257L116 259V256H118V255H116L117 253H112ZM124 254V253H123ZM134 254V253H133ZM22 255V254H21ZM92 255V254H91ZM94 255V254H93ZM96 255H98V253L96 254ZM110 255V254H109ZM114 255H116V256H114ZM132 255V254H131ZM141 255V254H140ZM144 255H146V253L144 254ZM153 256H150L151 257V260H154V258L153 257H155L154 255V253L152 254ZM168 255V256H167ZM237 255V254H236ZM79 256V255H78ZM86 256L88 257V255L86 254ZM120 256H122V254L120 255ZM119 256V257H120ZM27 257H29L30 258V256L28 255ZM90 257V256H89ZM92 257V256H91ZM90 257V258H91ZM100 257V256H99ZM103 257V256H102ZM107 257H108V255H107ZM118 257V258H119ZM124 256H122V257H120V258H122V261L126 258H123ZM143 257V256H142ZM157 257H155V260H158V259H156ZM229 257V256H228ZM242 257V258H243ZM81 258V257H80ZM94 257H92L91 259H93ZM110 257H108L107 259H109ZM113 258V259H114ZM133 258V257H132ZM141 258V257H140ZM165 258V259H166ZM231 258H233L232 256H231ZM107 259H106V261H107ZM112 259V258H111ZM110 259V260H111ZM114 259V260H115ZM133 259H135V258H133ZM146 259V258H145ZM145 259H142L141 258V260H144L145 261ZM160 259H159V262H160ZM254 259V260H255ZM264 259V258H263ZM31 260V259H30ZM94 260V259H93ZM117 260V259H116ZM128 260V259H127ZM126 260V261H127ZM150 260V261H151ZM154 260V261H155ZM162 260H163V258H162ZM232 260V259H231ZM233 260H234V258H233ZM253 260V261H254ZM261 260H259V263L258 262H256V263H258V264H261ZM96 261V260H95ZM102 261V260H101ZM118 261H120V260H118ZM118 261H116V263H115V261H113L115 264H117V262ZM128 261H130V259L128 260ZM127 261V262H128ZM146 261H147V259H146ZM145 261V262H146ZM148 261H149V258H148ZM147 261V263H149ZM154 261H151V264H153L152 262H154ZM164 261V260H163ZM168 261V260H167ZM263 262H264V260H262ZM28 262V264H29V261H27ZM94 262V261H93ZM112 261H110V264H112L111 263ZM124 262V261H123ZM123 262H118V264H123ZM126 262V263H127ZM131 262V261H130ZM141 262V261H140ZM139 262V263H140ZM158 262V261H157ZM158 262V263H159ZM262 262V263H263ZM19 263V262H18ZM23 263V262H22ZM105 264H107V262H104ZM103 263V264H104ZM109 263V262H108ZM113 263V264H114ZM125 263V262H124ZM134 263V262H133ZM132 263V264H133ZM136 263V262H135ZM146 263V264H147ZM154 263H156V262H154ZM157 263V264H158ZM163 263V262H162ZM164 263H165V261H164ZM163 263V264H164ZM178 263V262H177ZM230 263V262H229ZM89 264V263H88ZM176 264V263H175ZM181 264H184V263H181ZM234 264V263H233ZM251 264V263H250ZM253 264V263H252Z\"/></svg>",
  "mask_w": 264,
  "mask_h": 264
}]
</instances>
